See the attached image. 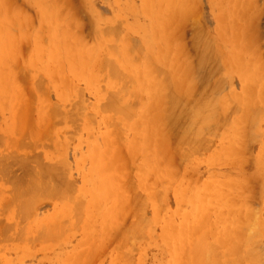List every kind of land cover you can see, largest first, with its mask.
<instances>
[{
	"label": "rangeland",
	"instance_id": "obj_1",
	"mask_svg": "<svg viewBox=\"0 0 264 264\" xmlns=\"http://www.w3.org/2000/svg\"><path fill=\"white\" fill-rule=\"evenodd\" d=\"M0 1H1L0 2V9H1L0 10V12H1V14H0V19H1V21H0V23H1L0 24L1 25L0 26L1 27L0 28V36H2V34L4 32L6 33V34L4 33L5 35L3 34L4 35L3 37H0L2 39L4 38L3 40H0V42H1V44H0L1 45V47H0L1 48V50H0V53H1L0 54V69H1L0 70V74H1L0 79L2 80V81L0 80V83H1L0 84V88H1L0 94L2 93L0 95V101H1V104H0V132H1V130H3L2 132L5 135L7 133H9L6 135V137H9V139L8 138L6 139L5 135H3V134L1 135L0 148H2L3 151H5L6 148H8V147H6L7 144H5V146L3 145V142H2L3 140L6 139L7 142L10 144L8 146H11L12 143H10V142L14 141L16 139V134H18L17 137L19 135H22V138H23L22 140L25 139L27 141V143H26V146L24 143V144H22L21 147L25 146L26 148L24 147L23 150L28 149L27 152H29V153L32 152L31 153L32 155L25 153V154L29 155V156L25 155V156H27L26 158L29 159L28 157H30L29 160H32L31 163H30V161H28L27 163L32 165L33 164L32 162H34L36 160V161H39V162H36L37 164L39 163L42 165H50V166L55 167L58 171L57 178H55V184H54L55 188L51 185H47V186H45L46 187L45 189H42V187H41V189L38 188V190H41L40 192L37 189H35V190L32 189L28 193H25V194L22 193L23 196L22 197L20 196V197L22 198L23 201H20L21 199L18 198L19 201L17 203V201H15L16 199L14 198V200L11 202L10 200H12L11 198L14 196L13 195L14 190H16L15 189L16 185L14 184L15 186H13L12 178H18V177L23 176L24 172H23V168L21 166V164H23V163L20 162L21 164H18L19 161H17V160H19L18 157H22V155H24V154L20 153L21 155H19V152L22 151L21 147H20V149L15 148L14 145H13V147L12 146L10 147L9 150L13 151V148H14L16 153H17L18 149L20 151H18V154H16L15 151L12 152V153H15L12 155H13V158L16 159V161H14L13 159H12L13 161H10V171L7 174L0 172V264H190L191 262H194V260L196 259L195 257H197V259L199 257V259H198L199 263L202 261V262H205L207 264L208 263L209 264H224V263L225 264H231V263L232 264L233 263L239 264V258L241 257L240 255H242V254H243L242 258H243V256H245V260L243 258V261L244 262L246 261V263H247L248 259L249 260L251 259V261H249L250 262L249 264H257V262H259V261L261 264H264V111H263L264 110V99H263V97H264V91H263L264 90V88H263L264 87V79L262 77L260 78L258 76V75L264 76V67H260L261 65L264 66V51H263L264 50V41H263L264 40V0H255V1L243 0V2L241 4L239 3V5H241V6H239L238 3H236L237 5H235V3L232 4V5H234L233 7L235 8L234 12L239 13L236 15H238V16L240 15V17L243 18L242 20L239 19L242 22L241 24L238 23L240 26L238 25V27H235V25H233V24H232V26H233V30H236V28L238 29L237 31H239V32H237V33H239V34H240V32H241V34L244 33V34H242L243 38H244L243 42L246 40L244 42L245 44L242 43L244 45V47H239V46H237L238 44H235L233 42L232 43H228V42L224 43L222 41V39L220 40L219 29H222V27L218 28V30H217L216 24L221 23V25L223 26V24L228 23L227 20H226V22L225 21L223 22V19H225L224 14L227 12L226 8L229 4L225 5L226 8L222 9V8H220L221 4L218 5V0H189V1L188 0H181V1L180 0H174L175 2L177 1L176 6L174 4L175 2L173 3V1H171V0H168V1L167 0H157V2L160 1V3H155L156 0H154V3H152V6H155L156 9H154L155 7L151 8V5H149V8H148V4H150L151 1L153 2V0H151V1L148 0L147 3H146V0H144V1L143 0H66V1L65 0H53V1H51V0H47V1L46 0H43V1L36 0L38 2V4L35 0H7V1L6 0H0ZM49 1H51V2L49 3ZM2 2H4V4ZM41 2L42 3L44 2L43 3L44 8L46 7V9H48L50 7L48 9L49 12H51V10H53L52 12H54V13L51 12V15L48 14L49 12H46L47 11L46 9L44 10L43 6L41 5L42 4ZM170 2H171V4H170ZM184 2L188 5L182 6L185 4ZM246 2L248 4V6L246 5ZM5 3H8L9 5L5 4ZM39 3H40V5H39ZM36 4H37V6L40 7V9L36 6ZM158 4L159 5L161 4L162 8L164 7V9H165V10H162L161 13L158 12V10H159V9H157ZM6 5H7V8H5ZM67 5H69V6H67ZM145 5H147V6L144 7ZM242 5L244 7H242ZM9 6H11V7H9ZM58 6H60V7H58ZM161 6L159 8H161ZM187 6H188V8H186ZM238 6L240 7V9L238 8ZM255 6H257V8ZM51 7H53V8L55 7V8L52 9ZM126 7H129L130 9H128ZM168 7L171 10V13H173V14H171L169 12L170 10L168 9ZM10 8H12L13 11ZM144 8H145V11H144ZM177 8H178V10H177ZM181 8H183V9H181ZM237 8L239 10H237ZM19 9H20V11H19ZM147 9L151 11V12L148 11L151 13V15L149 13L150 18L151 17L154 18V16L157 15V13H159L160 15L159 14H158L159 16L157 15L159 20L157 19V16H155V19H157V21L153 18H151L152 20H149ZM151 9H154L155 13H156V11H157V13L156 14L153 13L152 11H154V10H151ZM174 9H176V10L172 11ZM185 9H187L186 12L184 11ZM188 9H189V11H188ZM40 10H42V11H40ZM65 10H67L66 13H65ZM180 10H182V11H180ZM224 10L226 12L222 13V12H224ZM142 11L144 12V15H143ZM220 11H222V12H220ZM6 12L8 14H6ZM37 12H40L42 15L40 13L38 14ZM63 12H64V14H63ZM174 12H175V14H174ZM11 13L13 14V16ZM69 13H70V15H69ZM145 13L147 16L145 15ZM220 13H222L223 16ZM10 14H11L12 18L10 16ZM19 14H22V15H19ZM44 14L46 15L47 19H48L49 15L51 16V18L48 19L50 21H44L46 19V18H44L45 17ZM53 14L56 15L55 18L53 16ZM255 14H256V16H255ZM241 15H243V17ZM3 16L4 17L7 16L6 19H8V20H6ZM221 16L223 18H221ZM41 17H43V18H41ZM57 17L59 18V20L57 19ZM18 18H19V20H18ZM35 18H36L37 22H39V21L41 22V23L39 22L41 26L37 25L38 23L36 22ZM220 18H221V20H220ZM228 19H229V21L232 20L231 18H228ZM82 20L84 21V23ZM24 21L26 22V24ZM65 21H67V22H65ZM111 21L113 23L109 24V23H111ZM42 22H43V24H42ZM46 22H52L51 23V29L52 30L48 31V29H46V26L45 27L42 26V25H45ZM77 22H78V24H77ZM142 22H144L143 24L145 25V29H141V26L144 28V25H142ZM155 22H156V24H155ZM172 22H175V23H172ZM181 22L183 23L182 26H180ZM4 23H5V25H7L6 27L9 30L7 28H5ZM67 23H68V25H67ZM114 23H115V25H114ZM148 23H150V24H148ZM169 23H171V24L169 25ZM2 24H3V26H2ZM129 24L131 25V27ZM132 24H133V26H132ZM158 24L160 26L161 25H163V26L160 27V26H158ZM17 25H19V26H17ZM69 25H70V27H69ZM148 25H150V26H148ZM152 25L154 28H152ZM155 25H157V26L155 27ZM27 26H29V27H27ZM39 26L42 28H39ZM79 26H81L83 29L81 27L79 28ZM105 26H106V28H105ZM146 26H148V28L151 27L150 30H154L153 32H155V33L158 30L157 33L159 34V36H160V34H162L164 32L163 33L164 37L161 36V38H160L158 35H155V33L151 34V36L150 35L147 36L151 32L149 33V31H148L149 29H146L147 28ZM167 26H169V27H167ZM227 26H228V24H227ZM43 27L45 29H43ZM55 27H57V28H55ZM74 27H76L75 28L76 30L78 29L77 30L78 32L76 31L77 35L74 34V32H75V30H73ZM94 27L95 28L97 27L98 29L103 28L104 32H105V29L108 32H110L111 30L114 31V28L116 27V29L118 30V31L117 30L116 31L119 34V35L117 34L118 35L117 37L121 36L120 33L121 34L123 33L124 35H126V37L124 36L126 39L128 37H131L128 39L132 40V41L134 40L135 42L137 41L142 45L145 42H147V41L143 42L142 41L143 37L140 36L142 34L141 31H143V30H145L143 32V34L147 37H150V38H147L146 40L158 39L157 40L158 44H159L158 46L160 47L161 51L165 50L162 46H166L165 48L167 50H166V52H164L165 55L163 52L158 50L159 47L158 46H157L158 48L156 47L157 42L155 43V40L150 41V42L151 43L153 42L152 47L154 49L156 48L157 49L156 51L158 53L156 51H152L153 53H156V54H153L151 52V50H150L151 49L150 48L151 43L150 42H149L150 44H147V45H149V47L147 46L148 50H150L148 53H151V55L154 56L156 61H155V59L154 60L152 59L153 58L152 56H150V57H152L151 59L156 62V65L157 64L160 65L161 63H159V62L163 61L162 64H164L163 65L164 67H162V64H161L160 66L162 68L160 66H157L158 69H164L165 66L167 65V63L172 62L170 57L173 56V54H175L177 56V59L174 58V61H176V62L180 61V68L178 66L179 71L178 70L176 71V73H177L176 75L178 77L174 76L175 78L173 77L171 79V76H170V80H172V81L175 80V83L173 82L174 85L173 84L172 85L174 86V89L176 88L175 91H179V90L181 91L182 90L183 92H181V93H184V91L187 92L189 90V87H191V88L193 87L192 88L193 90H191V91H193V93H194L198 90V87H200V83L197 84V82H196V79H197V78H195V76H197L196 74L192 75V76L187 75L185 78L186 79L188 78V80L182 81L181 79H184L182 76L186 75V74H184L183 70H181V69H183L185 67L184 71L186 73V70H188V68H189V67L186 68V66H189V64L191 66L192 65L196 66V64H195L196 54H195V43H194L195 35L194 34H196L195 30L197 31L198 28H202V29L205 28L204 32H207L205 34L206 35L208 34L210 39H212L214 41H216V40L220 41L221 45H222V42L224 43V46L222 45L223 48H221V50H220V46H219L220 44L218 45L219 47L217 48V51L219 50V52H220L223 50L222 51L223 54H225V53L231 54L232 57L234 56V54L235 55L238 54L236 52H239V56L237 55L235 57H239L240 59L235 58V60H238V61H237V63H235V60H234V63L232 62L233 65L230 64L231 61H229V64L227 67H224L226 65H223L222 68L219 67V69H218L219 72L217 73L218 75L215 76L213 73V75L216 77V79L213 78L214 76L211 74L213 77H210L211 79L209 78L210 80L208 82H206L207 80L203 81L204 84L207 85V87H208L207 91L208 90L210 91L212 89V92L207 93V91H205V93H204L203 90L205 89L206 86L204 87V85L202 84V87H200V88L201 89L204 88L202 90L203 92L201 91L200 93H197L198 92L197 91L196 92L197 94L196 93H194V94L197 95L198 97L201 94V97H199V98L203 102L204 101L206 102L207 100L208 101L214 100V102L213 101L207 102L206 104L212 105L213 107L215 106V108L217 110H219L217 106L224 105L225 107L223 108V111H224V109L225 110L229 109V107L231 106V107L235 108V110L237 112L235 111V112L231 113V111H227V112H225L226 114L223 113L224 116H227V114H228V116L225 118L226 123L224 124L223 123L224 121H222L219 123V125H213L214 128H212V127L211 128H212V130L216 128L215 131L214 130L212 131L211 128L210 129L204 128L203 129L204 132L202 133L203 139L200 142V143H202L203 146H200L201 144H199V146H197V148L195 146H189L190 148L195 147L196 149L193 148L194 150H191V149L188 150L189 149V148H187L188 145L186 147L187 149H185L183 147L177 148L176 145H175V147H174V145H173V147H171L172 145L171 146L169 145L170 144V143H168L169 141L166 139H162V138L161 139L163 141L161 139H159V141H158L160 143V140H161L163 142V143H161L162 145H160L159 143H158V146H156L155 143L152 144V142L157 140L155 138H159V137H154L155 136L154 128L156 126H155L154 122L151 123L152 121H150V120H149L150 124H154V128H152L153 125H146L145 123H147L148 120L146 119L147 121H145V120H143V118H141V122L143 124H145V126H149V127L151 126V128L148 129V127H146V129L148 130V133L146 132L147 130L145 131L146 134H148L147 138L146 137L142 138L138 135L140 137L139 139H143V141H146V142H149V140H150L151 144L150 143L143 144L142 142H140L141 140H139L138 142L142 143V146L147 144L145 146L146 147L145 150H147L148 145L150 147V150L152 148L151 146L155 145L156 147H158L160 149V151H162L161 149H163V148H160V147H164V145L168 141L166 144L167 147L164 148V151H162V153L166 154V155L170 154V155H168V159H165L167 156H165L163 154H161L163 156L160 157L161 152L159 151L158 148L155 147L156 149H158V151L160 153L158 151H155V152L150 151V154L148 153L147 156L144 157L147 152L145 153L144 150L142 151L141 149H139V147H142V146H141V144L137 145L138 138L136 140V137H137L136 135H137V133L139 134V131L138 130L136 131V129L135 130L131 129L130 127L132 126V124L134 125V123L136 125L140 124V122L138 120L141 117L142 110H144L146 107H148L146 104L150 103L149 101H151V103H153L155 101L154 99H153L154 101L152 100V98H154V97H150L151 100L149 99V101L147 103L148 99L146 97L148 94L147 95L144 94V92L146 91L145 90L144 92L141 93V94L145 95V96L142 95L143 99L141 97V94L138 97L139 100H138L137 96H135V99H134V96L130 97V94L132 91L131 89L133 87L131 88L128 86L130 88V89H128V93L130 92V94L128 96L129 100H130V98H133V101H135V103L133 102V104H131V101L127 100V102H129L128 106L131 107V105H132L133 111L130 108V112L132 111V113H135V115L132 114V116L133 115H134V117L136 116V118H138V120L135 119L134 117L131 118L132 116L130 118H125V116L123 115L122 121L120 120L121 125L117 124L118 121L117 122L115 121V123L118 126L119 125L122 126L123 125L122 122H124V124H125V122H127L128 126L126 123V125H124L125 126V130H124L122 128L123 126L121 127L122 128L121 129L120 126L118 127L116 124H114V125H116V128H117V129H115L114 125L113 126L111 125L108 116H106V113L108 112V110L106 111L105 107H103L105 105L106 101H107L106 107L108 105L107 99H109V97H106L107 96L106 94H108L107 92L109 91L112 93V91H114L113 89L110 90L111 87L114 88V85H113L114 82H112V83L108 82V80L110 79L109 78L110 75L108 74L107 75L108 77L106 76V78H109V79H106L101 74H100V76H102L103 78L102 77L100 78L99 74H96L97 75L96 77L98 78V82L97 81L94 82V78H92L93 81L91 80L92 81L91 82L92 84H91V83H89V81L86 78H88L89 80L91 79L89 76H87V73H88V71L92 70L94 62H91L90 64H86L87 67L91 69V70L90 69L88 70V68L85 66V68H87V69L85 70L86 72L84 71L83 73H86V77H83L81 75V72L84 70L83 66L78 65V67H77V65H76V67H75V66H72L73 64L70 65L69 61L66 62L68 60L67 57H69V56L74 57L76 55L75 59L80 57L78 55L79 50H77L78 54H76L77 51L75 52V55H71L74 52H72L73 50L72 51L70 50L71 54L69 55V54L65 53L66 52V50H64L65 48L64 49L62 48L63 47V43H62L63 41L62 42H60V41L64 39V42H65L67 40H65L64 37L61 39L59 36H61V35L65 36V37L67 36V37H69L68 40H70V37H72V34H74L73 35L74 38L82 35L79 38H75V39L81 38V40H80L81 42H83L82 40H86V39H87L86 40L87 42L89 40H92L89 42H91V43L94 42L95 48H101L100 51L103 54V58L114 57L117 60L119 59L118 61H120L122 59L121 63H123V64H120V65H122V68L126 67V69L128 70V66H130L133 63L135 64L136 62H138V61L133 62L134 60L132 61L131 60L132 57H131L128 59L127 63L129 64V60H131L133 63H131V61H130V64L128 66L124 65L126 63V62H124L127 59L126 57H129V55H126V54L124 55V52L125 53L127 52V50L124 51L125 47L123 46V51H122L123 54L119 51V49L122 48L121 47L122 45H120V48L116 49V51H115L116 54H114V53H111L112 50H109V47L106 46V43L104 45V42H106L105 38L110 39L111 35H112L111 38L113 40H115V38H116V37L114 38V36L116 35L115 31H114V34H115L114 36L110 32V34H111V35L109 34L110 37H107V35H105L104 40H101L100 38H98L100 40L97 41L95 38L93 39V36H94L93 33L94 32H92V29ZM158 27H160L161 29ZM164 27H167V28H164ZM18 28H20V30H22V29L23 30L20 32V30ZM53 28H55V29H53ZM60 28H61V30H60ZM69 28H70V31H66L67 29L69 30ZM2 29H4V30H2ZM41 29H43V30H41ZM80 29L82 31H80ZM166 29H169V30L166 31ZM1 30L3 32H1ZM28 30H30V31L28 32ZM34 30H36L37 32ZM53 30L55 31L54 33H53ZM160 30H162V33H159ZM173 30H175V31H173ZM181 30H183V31H181ZM8 31H10V32H8ZM11 31L14 33V35L12 34ZM17 31L20 32V35H26V33L28 32L27 33L28 36L26 35L24 37L23 36L20 37V35L18 34ZM41 31H43V33ZM45 31H46V33H45ZM107 31H106V34L108 33ZM31 32H32V34H31ZM38 32H40L41 34L40 33L38 34ZM50 32H52L51 36H53L52 34H55L54 35L55 38L51 39L52 37L49 34ZM98 32H96L97 35H98ZM204 32H202L203 35H204ZM56 33H59V34H56ZM65 33L69 34V35H63ZM170 33L172 36L170 35ZM176 33H177V36H176ZM10 34H12L13 37L15 36L14 40L12 39L13 41L10 40L11 38H13L12 36H10ZM42 34H44V35H42ZM241 34H240V36H241ZM29 35H30V37H29ZM45 35H46V37H45ZM57 35H59V36L57 37ZM152 35H153V37L154 36L155 37L153 38ZM6 36H8V37H6ZM40 36H42V37H40ZM145 36H144V39L146 38ZM165 36H166V38H165ZM18 37H19V39H18ZM99 37H104V35L99 36ZM253 37L255 38V40H253L254 39ZM58 38H59V40H56ZM139 38L141 39V41L143 43H141L139 41L140 40ZM7 39H9L10 41ZM46 39L50 40L51 42H53V40H54L55 43L54 42L53 43L55 45L52 44L51 42L47 41ZM116 39L118 40L119 38H116ZM120 39H121V41L125 40V39H123V37H120ZM161 39H162L164 45H163V43H161V41H160ZM168 39L171 41H169ZM177 39H178V41H177ZM41 40L44 41L43 44L40 43ZM95 40L98 42L97 44H96ZM164 40H166L167 42ZM2 41L4 42V44L2 43ZM7 41H9V42H7ZM11 41L13 42V44H11L12 43ZM46 41L48 42V44H47L48 46L46 45V43H47ZM86 41H85V43H86ZM100 41H104L103 45L105 47H103L102 43L99 45ZM121 41H120V43H119V41H117L115 43L121 44ZM225 41H227V40H225ZM59 42L62 43L61 47L59 45L60 44ZM108 42H110V40H108ZM108 42H107V45H109ZM253 42H255V43H253ZM39 43L41 46L39 45ZM85 43L83 42V44H85ZM174 43H177V44L179 43L178 45L181 44L182 48H179L181 46L178 47V45L174 44ZM248 43H249V45H248ZM256 43H258V44H256ZM119 44H118V46H119ZM145 44H144V46H146ZM161 44H162V46H161ZM242 44H240V45H242ZM11 45H13V46H11ZM247 45L249 47H252V48H248V50H246L248 54L246 52H244L245 48L247 49V47H248ZM39 46L41 48H39ZM56 46H59V47L56 48ZM92 46H94V45L91 44V47ZM110 46H112V45H110ZM174 46H176V49ZM227 46H229V47L231 46L230 47L231 49L234 48V50H232L233 52L236 50H238V51H236L235 53L232 54L229 52V50H228L229 47H227ZM6 47H7V50H3L4 48L6 49ZM13 47H15V48H13ZM47 47H50V49ZM85 47L83 46L82 49H80V51L81 52L84 51ZM238 47H239V49L240 48H243V49L239 50ZM11 48H12V50H11ZM45 48L49 50L50 54L48 53V50L46 51ZM55 48L57 49V50H55L56 52L54 51ZM168 48L170 49V51ZM253 48H254V50H253ZM15 49H16V51H15ZM33 49H35V50H33ZM173 49H175L174 50L175 53H172ZM231 49H230V51H231ZM261 49H263V50L261 51ZM8 50H10V51H8ZM31 50L34 51L35 53L32 52ZM58 50L61 51L60 54L62 55L61 56L62 59H60L61 57H59V55H58L59 54ZM102 50H104L105 52L103 53ZM117 50L120 52V54ZM120 50H122V49H120ZM144 50H146V49H144ZM179 50H181V51H179ZM249 50H251V51H249ZM43 51H44V53L46 52L45 55H42V54H44V53H42ZM100 51H98V52L100 53ZM107 51H108V53H106ZM159 51L161 53H163V58H161L162 55H159ZM177 51H179V52H177ZM224 51H226V52H224ZM259 51H261V52H259ZM3 52H4V54H3ZM8 52H10V53H8ZM36 52H37V54H36ZM81 52H80V54H81ZM95 52H96V50H95ZM112 52H114V51H112ZM144 52L147 53V50ZM167 52L171 56L166 55ZM169 52H171V53H169ZM187 52H189V53H187ZM241 52H242V54L245 53V54H243L244 58L241 56L242 55ZM16 53H17V55L15 56ZM63 53L65 55L64 60H63ZM99 53H96V54L99 56V58H101L102 56H100V55H102V54H99ZM251 53H252V57L250 56ZM257 53L260 54V56ZM34 54L36 56H34ZM52 54H54L55 56ZM121 54L124 55V58L122 57ZM7 55H9V56L7 57ZM22 55L24 56V58ZM28 55H29V57H28ZM30 55H32V56H30ZM149 55L150 54H148L146 57H147V60H149L151 62L150 57H148ZM3 56L5 58H3ZM21 56H22V59H21ZM37 56H39V57L42 56V57H41V59L38 57V60H37V58H36ZM166 56L169 57L170 60L167 59L165 61L169 60V62L164 63L165 62L164 57H166ZM247 56H249V57H247ZM26 57H28L29 61L27 60ZM43 57H45V60ZM255 57H256V60H255ZM32 58H33V60L34 59L35 60L33 61ZM49 58H51V60H49ZM56 58H58V59H56ZM143 58H144V56L142 57V59L140 58V62H139L140 64H142L141 61L143 60ZM171 58H173V57H171ZM257 58L258 59L261 58L262 60L261 59L258 60ZM55 59L58 60V62L63 60V62H59V63L57 62L54 64L53 62H56ZM132 59H134V58H132ZM246 59H247V62H246ZM251 59H253V60H251ZM24 60L25 61L27 60V62H29V63H27V64H29L27 67H26V64H24V63H26V62H24ZM41 60H44V61L41 62ZM136 60H139L138 57ZM144 60H145V58H144ZM254 60L257 62H255ZM1 61L3 63H1ZM6 61H8V62L6 63ZM30 61H31V63H30ZM38 61H40L42 64L43 69H41V70L43 72L40 71L41 65ZM64 61L66 63H64ZM153 61H152V63H153ZM244 61L246 64L244 63ZM261 61H262V63H261ZM22 62H24V63L22 64ZM148 62L146 61L147 65H149ZM188 62H189V64H188ZM251 62L254 63V65H256V63H259V64H257V66L254 67V65L251 64ZM33 63H36L37 65H34ZM139 63H137V64L139 66H141ZM146 63L144 62L143 65L145 66ZM175 63H171V65H172L171 67L168 64V67H170L171 69L174 70L173 64H175ZM182 63H184V65H182ZM186 63L188 65L185 66ZM9 64H11V66ZM76 64H78V63H76ZM154 64L155 63H153V65ZM176 64H178V63H176ZM6 65L10 66V67H7ZM23 65H25V66L23 67ZM31 65H32V67H31ZM33 65L35 66V68ZM89 65L90 66L92 65V68ZM97 65H98V63H97ZM97 65L95 64L94 67L96 66L95 69L98 70V72L101 71L100 70L101 68H102V71L104 70L103 73L107 72L105 67L101 66V68H99L100 65H98L99 67ZM123 65H124V67H123ZM238 65H240V66H238ZM251 65L253 68L251 67ZM36 66L37 67L39 66V68H36ZM43 66H45L46 68ZM66 66H67V69H66ZM149 66L152 67V65H149ZM182 66H183V68H181ZM195 66L192 69L190 68L188 70L187 74L190 75V74H193L194 72L199 73V71H195L197 69ZM29 67H31V68H29ZM132 67L133 66L131 65V67H129V70ZM168 67H166V68L170 69ZM18 68H20V69H18ZM32 68L35 69L34 73H33ZM52 68L54 70H52ZM77 68H78L79 72L77 71ZM138 68L140 70H144L146 67H144V69H141L142 67L141 68L138 67ZM153 68H154V66H153ZM176 68H177V66H176ZM257 68H259V69H257ZM45 69H46V71H45ZM48 69H49V71H48ZM124 69H123V71L125 74ZM245 69H247L248 72ZM250 69H253V70H250ZM19 70L23 71V73ZM132 70H135V69L132 68L130 70V72L129 71L128 72L131 73ZM147 70H148V67H147ZM173 70H172V73H173ZM242 70L243 71L245 70L246 74L249 73L248 74L249 76L246 75L245 73H243ZM55 71H57V72H55ZM60 71H61L62 76H60V73H59ZM139 71L135 70L134 71V73L136 72L135 74H133V73H131V75L129 73L128 74H129V76H132V74H133V77H132V79H133L135 77V75L137 76ZM189 71H190V73H189ZM251 71H252V73H254L253 75H252ZM258 71H259V73H258ZM44 72L47 75H44L45 74ZM50 72H52V73H50ZM70 72L72 75H70ZM211 72H213V71H211ZM221 72H222V74H221ZM241 72L243 75H245V77L248 76L247 77L248 80L244 79V76H242V80H241V76H240V80H241V82H240L239 75L241 74ZM256 72H257V75L255 74ZM62 73H65V74H62ZM66 73H67V75H66ZM73 73H74V75H73ZM76 73H77V75H76ZM94 73H96V72L94 71ZM94 73L92 70L91 73L90 72L88 73V75L92 74V77H93ZM165 73L163 75L161 74L160 76L161 77L163 76L162 78L165 79V81H167L168 83H170V81L167 79V77L169 78V76H167L169 74L167 72H165ZM6 74H8V75H6ZM32 74H34V75H32ZM128 74H126V75H128ZM56 75H57V77H56ZM103 75H105V74H103ZM164 75L166 78H164ZM63 76H65V77L63 78ZM84 76H85V74H84ZM160 76H157V78H155V79H157L156 82L154 81L155 79H152V80L146 79L148 81V84H150V86H148L147 83H145V85L143 84L144 85L143 86V85H141L140 82H138V81L137 82L140 83L139 84V85H141L140 88L142 87L143 90L147 89V91H148V88L150 89V87H151V89H152L154 82H155V86L159 82H160L159 85L161 84V86H162V83L165 81L164 80L162 81L161 80L162 78H160V81H158ZM251 76H253L252 79H251ZM9 77H10V80H9ZM48 77L50 78V81H49ZM70 77H72V78H70ZM81 77H82V80H81ZM189 77H190V79H189ZM192 77L195 79V81L193 80ZM253 78H255V79H253ZM6 79H7V81H6ZM62 79H63V81H62ZM136 79H137V77H136ZM140 79L141 78H139V81H140ZM178 79H180V80H178ZM191 79L194 82L191 81ZM213 79H215V80H213ZM38 80L40 82H38ZM95 80H97V79H95ZM104 80H105V82H104ZM143 80L144 79L141 80L142 83L144 81H146V80H144V81ZM249 80L250 81L252 80L251 81L252 83H249L250 82ZM257 80H258V82H257ZM8 81L10 82L9 85L7 83ZM109 81H111V80H109ZM48 82H49V84H48ZM198 82L202 83V81H198ZM231 82L234 85L231 84ZM247 82H248V85H247ZM16 83H18L19 86H17L18 84H16ZM42 83L45 84L44 85L45 88H43L44 86L42 85ZM102 83L103 84L105 83L106 85L105 84L103 85ZM138 83L135 82L134 87H136V86L138 87ZM13 84H16V87H14L15 85H13ZM53 84H55V85H53ZM66 84H69V85H66ZM109 84L110 85L112 84L113 86L112 85L110 86ZM114 84H116L115 85V88H116L117 83L115 82ZM249 84L251 85V87ZM1 85L2 86L5 85L8 89L10 88V86H12L14 88L12 89V91H11V89L5 91L6 87H4V89L2 90L3 87ZM208 85H210V89H209ZM46 86H49V87H47L48 90H47ZM69 86H70V88H69ZM78 86L80 87L79 89H78ZM147 86H148V88H147ZM173 86H170L168 88H172ZM212 86H213V88H212ZM19 87L21 90L18 89ZM31 87L32 88L34 87V88L32 89ZM93 87H94V89H92ZM106 87L108 89L103 90V88H106ZM164 87L167 88V86H164ZM227 87H228V89H227ZM49 88H51V89H49ZM66 88L68 89V91ZM72 88H74V89H72ZM76 88L78 89V91ZM98 88H102V89H99L97 91ZM159 88L160 87H158V89L157 88L154 89V87H153L154 91L152 89V91H153L152 93H154L155 96L161 92V89H159ZM184 88H186V89H184ZM231 88H232V90H231ZM240 88H242V89L240 90ZM245 88L248 89L249 91H247ZM261 88H263V89H261ZM55 89H57L56 93L54 91ZM63 89H64V92L66 91L65 94L63 92ZM234 89H235V91H234ZM19 90H20V92H18ZM69 90H71L72 92L71 91L69 92ZM10 91L14 93V94L12 93L13 99H11V97H10V94H11ZM75 91H77V92H75ZM81 91H82V93H81ZM199 91H200V89H199ZM17 92H18V94H17ZM61 92L64 94V98H66V100L69 101L71 106H72V103H73V105H75L76 101H78V98L80 100V104H83L84 106H80V105L78 106L79 101L76 104L77 108H76V105H75V107L74 106L73 107L67 106L66 104H68V103H67V101L64 102L65 100H64V98H62L63 94ZM105 92H106V94H105ZM179 92H178V94H179ZM235 92H236V94H235ZM240 92H242V93H240ZM57 93H58V95H57ZM71 93H73L75 96L71 95ZM146 93H148V92H146ZM189 93H191L190 90H189ZM20 94H22V95H20ZM35 94H37L38 96H35ZM80 94H81V97L83 98V100H81L82 98L79 96ZM229 94L232 97H230ZM16 95L17 96L19 95V96L16 97ZM99 95L102 96L103 98L100 97ZM103 95H105V96H103ZM150 95H152V94H150ZM216 95L219 99L217 97H215ZM247 95H249V96H247ZM1 96H4V97L1 98ZM6 96H8V100H10L11 102L13 101V102L9 103V101L6 100L7 99ZM20 96H22V97H20ZM58 96H59V98H58ZM72 96H74V99H71V98H73ZM95 96H97V97H95ZM144 97H145V99H144ZM225 97L226 98L228 97L227 99L230 100L231 102H228V100ZM254 97H255V99H254ZM256 97L258 99H256ZM3 98L7 101V104L5 103V100H3ZM36 98H37V100H35ZM45 98L47 101H45L46 104L44 103V106L42 108L49 107L50 110L48 108H47L48 111L45 109L44 110L48 114L50 112V114L48 115V116H50V118H47L46 120L43 119V120H41L42 122L41 121L39 122L40 118L38 120V117H36V116H38L36 114H40V110L42 109V108H40L41 103L39 101L42 99L43 101L41 100V102L43 105ZM49 98L51 101L50 100L48 101ZM100 98H101V100H103V99H105V100L100 101L99 100ZM223 98H224L225 102H224ZM237 98H238V101H237ZM27 99H29L30 103L26 104L27 109L25 108L26 111H24L23 108L25 106V103L28 101ZM61 99L63 102L61 101ZM140 99H142L143 101ZM216 99H217V102H216ZM163 100H165V99H163ZM252 100H254V104H253ZM60 101L62 102V104H59ZM81 101L82 102L85 101V102L81 103ZM95 101H97V102L95 103ZM141 101L145 105L144 104L142 105ZM156 101L154 103H156ZM255 101H257L258 103ZM35 102H36V104H35ZM52 102L55 104H58V105L55 106ZM226 102H228V103H226ZM259 102L262 103L263 105L260 104ZM63 103H65L64 104L65 106H63L64 108H62ZM151 103L149 105L152 108L155 105L151 104ZM158 103H159V101H158ZM22 104H23V106H22L23 108L21 107ZM34 104H35V106H33ZM102 104H103V106H102ZM137 104H138V106H136ZM162 104H164V103L163 102L160 103L159 106H161ZM227 104H228V107H227ZM230 104H232V105H230ZM46 105H47V107H45ZM53 105L55 107H57L58 109L60 108V111H62V112L59 111L60 114L55 112L56 114H59V116H57L59 119L56 118V115H55V117H53L54 115L51 113L52 109L55 108ZM96 105H101L102 107L98 106L99 107V109H98V107ZM52 106L54 108H52ZM144 106H145V108H144ZM245 106H246V108H245ZM247 106H248V108H247ZM67 107H69L71 109L73 108L72 109L73 111L71 110L73 112L72 114H70L71 113L70 109L64 110ZM78 107H79V109H78ZM82 107H83V109H82ZM221 107L222 106H220L219 108H221ZM37 108H39V111L37 110ZM74 108L78 109L82 113L81 116L76 115L79 113V111L78 110L74 111ZM80 108L82 110H80ZM93 108H95V110ZM146 109H148V108H146ZM216 109H215V111H217ZM21 110H22V112H21ZM152 110H153V108H152ZM248 110H249V112H248ZM13 111L14 112L17 111V113L18 112H20V113L16 114ZM23 111L25 114L27 112H29L28 113L29 117L26 115L29 118V120H27L28 121L27 123L23 122V121H26L25 116H24V120H22V115H24ZM102 111H105V112H103L104 114L102 113ZM66 112H67V114H66ZM155 112H156V110H155ZM229 112H230V114H229ZM240 112H241V114H239ZM46 113H45V115H46ZM149 113H150V111H149ZM152 113H154V112H152ZM14 114H15L16 118H15ZM68 114L70 115V117L72 119H70V117H69L70 120L67 118V116H69ZM84 114H86V115H84ZM107 114H109V113H107ZM11 115H13V116H11ZM61 115H66V116H61ZM79 115H80V113H79ZM146 115H148V114H146ZM77 116H78V118H77ZM252 116H253V118H252ZM11 117H12V119L14 118L13 119L14 121L15 120L16 121L14 122L11 119ZM42 117H44V116H42ZM63 117H65L66 120H65V118L62 119ZM106 117L108 118V120ZM78 119H80V120H78ZM229 119H230V121H231V119H233L234 122L231 121L232 124L228 123V122H230ZM47 120H49V121H47ZM67 120H69V121L74 120V121H72L71 124H69L70 122H68ZM142 120L145 121V123ZM19 121L21 122L20 124H19ZM44 121H47L48 123H46ZM54 121H55V123H54ZM251 121H252V123H251ZM12 122H14V126L16 125L18 127V125H19V129L22 128L21 132H19L20 130H18V128L16 126H15L16 131H15L14 126H13L14 131L11 130L12 129ZM17 122H18V124H16ZM253 123H255V124H253ZM38 124L41 125V129H40V126ZM141 124L139 126L134 125L133 128L137 127V129H141L144 126L143 124H142L143 126ZM220 124H221V126H220ZM109 125H111L112 128ZM126 126L127 127L130 126L129 127L130 130L128 129L129 131L127 130ZM218 126H219V128H218ZM243 126H244V128H243ZM113 127H114V129H113ZM32 129H34L35 130L34 132H36L38 134L33 133L30 138H29L28 134H27V136L23 137L24 133L25 134L28 132L32 133L31 132ZM38 129H39V131H36ZM151 129H153V130L151 131ZM132 130L135 132L133 133ZM209 130H211L212 132ZM221 130H222V133H221ZM237 130L239 133L237 132ZM207 131H209V132H207ZM127 132H128V134H127ZM152 132H153L154 136L151 138H154V139H150V137H149L152 134ZM183 132H185V131H183ZM149 133H150V135H149ZM132 134H134L135 136ZM43 135H45V136H43ZM131 135L134 136L135 139H134V137H131ZM156 135L159 136L158 131H156ZM35 137L37 138L36 141H35ZM39 138H41L42 141H39V140H41ZM32 139H34V140H32ZM145 139H149V140L147 141ZM204 139H205V141H203ZM131 140H133L132 143H131ZM134 141H136V143ZM4 143H5V141H4ZM29 143H31V144H29ZM156 144H157V142H156ZM188 144H190V143H188ZM1 145H2V147H1ZM159 145H160V147H159ZM3 146H4V148H3ZM27 146H32L31 148H33V147L34 148L32 150L30 147H27ZM229 147H232V149L234 151L230 150ZM134 148H135V151H133ZM137 148H138V150H137ZM153 148H154V146H153ZM173 148H177V151H176V149L173 151ZM142 149H144V147ZM25 150L22 152L24 153ZM136 150L139 154L136 153ZM214 150L215 151L217 150V151L214 152ZM226 150H229V152H227ZM0 151H1V149H0ZM141 151H142L143 156L140 154ZM8 152L9 151L7 149L6 154ZM33 152H35V153H33ZM36 152L39 154L38 155L39 157L37 156ZM157 152L159 153L160 158L163 157V159L165 161L170 160L169 162H166L165 167H167V169H169L171 167L170 168L171 172H168V171L165 172L164 170H167L165 168L162 171V172H164L163 177H161V175L159 174V172L157 170L159 169L161 171V169H163L164 167L159 166V168H157V170H156V172H158V174L160 176V177L157 176L158 178L156 177V174H153V173H156L155 172L156 168H154L153 166L156 164L155 160L158 159L157 158ZM152 153L156 154L155 157H152V159L155 163L151 162L152 164L154 163L153 165L151 164V166L154 169L150 168L151 166L150 165L148 166V164L146 163L147 160L152 161V159H150L151 158L150 155H152ZM34 154H35V157H37V158H34ZM31 157H32V159H31ZM145 158H148V159L145 161L144 160ZM184 158H188V159L185 160ZM184 160H185V162H183ZM235 160H236V162H234ZM150 161H148V162H150ZM16 162H18V163H16ZM161 163H163L162 160H161V162H159V165ZM169 163L171 164L170 166L168 165ZM238 163H240V164H238ZM25 164H26V162L24 163L23 166H25ZM235 164H236V166H235ZM33 165L36 166L35 164H33ZM156 165L158 166V163ZM237 165H239V166H237ZM162 166H164V165H162ZM173 166H174V168H173ZM8 167H9V164H8ZM29 167H30V165H29ZM152 170H153V172H151ZM173 174H175L176 176H174ZM154 175H155V177H154ZM144 176H145V179H144ZM173 176L175 177V179L173 178ZM27 177L29 179L31 178L30 175L26 176V178ZM167 177L168 178L171 177V178H169L172 180L171 183H170V180H167L168 179ZM23 178H25V177H23ZM26 178L24 180H28ZM215 178L216 179L217 178L222 179V182H223V180H227V181H231L232 183L230 184V182L228 183L226 181L228 184L223 182V184H226V185H222L221 180H218V179L216 180ZM238 178L241 180H239ZM65 179L69 182V184L66 185L64 183ZM143 179L147 181V183L145 181V183L147 184V185L145 184L146 185L145 187H144V181H142ZM24 180H23V182H25ZM116 180H117V182H121V183H119V185H118ZM165 180L169 181V182L166 183ZM140 181L142 183H140ZM174 181H176V182H174ZM218 181L221 184H218L219 183ZM235 181H236V183H238V185L235 183ZM59 182H60V186H59ZM162 182H163V186H162ZM214 182H216V183H214ZM164 183L167 185L169 184L168 187H167V185L165 186ZM215 184H216V186H215ZM66 186H68V187H66ZM231 186H234V188ZM147 187H148V190H151L150 192L148 190H145V189H147ZM213 187L214 188L218 187V190L221 189V191H219L220 193L218 194L217 188L214 189ZM226 187H228L229 189ZM235 188H236V190H235ZM119 189H121L122 192H121V190L118 191ZM212 189H214L215 192H217V194ZM222 189L225 192H223ZM142 191H145V192L148 191V195H147V193L144 194L145 192H142ZM212 191L214 192L215 195H213ZM175 192H178V193H175ZM141 193H143V194H141ZM37 194H39V195H37ZM222 194H223V196H222ZM9 195L12 197H10ZM6 197H8L9 199ZM3 198L5 199V201H4L5 203L2 202V200H4ZM28 198L31 200H29ZM133 199L135 200V202H132ZM25 201L26 202L28 201L27 203H29V204L22 203ZM19 202H21L23 205L24 204H26V205L22 206V204L20 203V207H19V205H18ZM130 202L133 205L130 204ZM224 202H226V203H224ZM12 204L13 205L17 204V205L13 206ZM121 205H122V207H121ZM238 205H240L239 206L240 209H239ZM219 206H221V207H219ZM242 206H244V210H243ZM237 208L240 210V213H239V210ZM229 210L231 212H228ZM225 211L227 212L226 215H225ZM236 211H237V214H236ZM230 213H231V216L233 219L231 217H229ZM232 213L234 215H232ZM234 216H236L235 219H234ZM247 216H248V219L245 218ZM141 219H142V221H141ZM127 220H129V221H127ZM138 220H140V222ZM259 220L261 222L258 223ZM143 221H145V223ZM9 223H12V224H9ZM260 223H262V225H260ZM137 224H138V226L142 224V226H139L140 227L139 230H137L138 229L136 227ZM8 225H10V226L8 227ZM256 225H257V227H256ZM233 229H234V231H233ZM257 230H259V232H258L259 235L257 233ZM233 234H234V236H233ZM229 235L231 237L232 236L233 237L229 238L230 237ZM227 237L229 238V240H232V239L233 240L229 241L230 242L229 243ZM222 239H224V240H222ZM225 241H227V243ZM212 246L213 247L215 246L216 249L213 248ZM208 247H210V248H208ZM205 248H206L207 252L206 251L201 252V251L205 250ZM209 249H211V251ZM198 250H200V251H198ZM229 250L231 251L230 253H228ZM215 251H216V253H215ZM217 251H219V252H217ZM237 251L240 253L238 254ZM221 252H222V254H221ZM201 253H206L204 258H207V259H204V261H203L204 254H201ZM208 253L210 254V256ZM225 253H227V257H225L226 256ZM232 253L233 254L235 253V254L232 255ZM224 254H225V256H223ZM258 254L263 256V257L260 256V259H259ZM214 255H215V258H212V257H214ZM216 255H217V257H218V255H220L219 256L220 259L217 258ZM255 255H258V256L256 257ZM247 256H251V258L249 257L248 259H246ZM237 257H238V259H236ZM191 259H192V261H191ZM256 260H258V261H256ZM261 260H263V262H261ZM209 261H211L212 263H210ZM202 262H201V264H202ZM195 264H197V262H195Z\"/></svg>",
	"mask_w": 264,
	"mask_h": 264
},
{
	"label": "bare ground",
	"instance_id": "obj_2",
	"mask_svg": "<svg viewBox=\"0 0 264 264\" xmlns=\"http://www.w3.org/2000/svg\"><path fill=\"white\" fill-rule=\"evenodd\" d=\"M6 1H7V0H6ZM35 1H36V0H35ZM35 1H34V2H35ZM38 1H39V0H38ZM40 1H43V0H40ZM46 1H47V0H46ZM51 1H53V0H51ZM51 1H49V3H50ZM65 1H66V0H65ZM143 1H144V0H143ZM147 1H148V0H146V3H147ZM149 1H151V0H149ZM167 1H168V0H167ZM171 1H173V3L175 2L174 0H171ZM180 1H181V0H180ZM188 1H189V0H188ZM251 1H255V0H251ZM0 2H1V1H0ZM36 2H37V1H36ZM54 2H55V1H54ZM176 2H177V1H176ZM176 2L174 3L175 6H176ZM242 2H243V0H218V5L221 4V5H220V6H221L220 8H222V9L226 8L225 5H228V4H229V5H228L229 7L227 6V8H226L227 12H226L225 10H224V12H222L223 10L220 11V12H222V13H225V12H226V13L224 14V15H225V19H223V22H224V21L226 22V20H227V21H228V23H227L228 26H227V24H223V23H222V24H223V26H222L221 23L219 24L218 22H217V23H218L219 25L216 24V25H217V26H216V27H217V30H218V28H221V27H222V29H219V36H220L219 38H220V40L222 39V41H223L224 43H225V42H228V43H232V42H233V43H235V44H238L237 46H239V47H244V45L242 44V43H244V42L246 41V40H245V41L243 42L244 38H243V35H242V34H244V33L241 34V32H240V34H241V36H240V34L237 33V32H239V31H237V30H238L237 28H236V30H233V26H232V24L235 25V27H238V25L242 23L241 20H242L243 18H241L240 15H239V16L236 15V14H239V13L234 12V9H235V8L233 7L234 5H232V4L235 3V5H237L236 3H238V5H239V3L241 4ZM2 3L4 4V2H2ZM2 3H1V4H2ZM41 3H42V2H41ZM43 3H44V2H43ZM43 3L41 4L42 6H43ZM46 3H47V2H46ZM49 3H48V4H49ZM146 3H145V4H146ZM152 3H154V0H153V2L151 1V3L148 4V8H149V5H151V8L155 7V6H152ZM155 3H160V1L157 2V0H156ZM173 3H172V4H173ZM178 3H179V2H178ZM180 3H181V2H180ZM184 3H185V2H184ZM249 3H250V2H249ZM251 3H252V2H251ZM3 4H2V5H3ZM5 4H8V3H5ZM37 4H38V2H37ZM37 4H36V6H37ZM48 4H47V5H48ZM59 4H60V3H59ZM59 4H58V5H59ZM170 4H171V2H170ZM8 5H9V4H8ZM39 5H40V3H39ZM50 5H51V4H50ZM127 5H128V4H127ZM153 5H154V4H153ZM180 5H181V4H180ZM180 5H179V6H180ZM185 5H188V4L185 3V4L182 5V6H185ZM246 5L248 6L247 2H246ZM51 6H52V5H51ZM67 6H69V5H67ZM146 6H147V5H145L144 7H146ZM156 6H157V5H156ZM160 6H161V4H160V5L158 4V6H157V9H159V10H158L159 13H161L162 10H165L164 7L162 8V6H161V8H159ZM239 6H241V5H239ZM239 6H238V8L240 9ZM9 7H11V6H9ZM37 7L40 9L39 6H37ZM48 7H49V6H48ZM58 7H60V6H58ZM235 7H236V6H235ZM242 7H244V6L242 5ZM255 7L257 8V6H255ZM5 8H7V5L5 6ZM5 8H4V9H5ZM43 8H44V6H43ZM49 8H50V7H49ZM49 8H48V9H49ZM51 8L54 9L55 7H54V8L51 7ZM126 8L130 9L129 7H126ZM165 8H166V7H165ZM178 8H179V7H178ZM178 8H177V10H178ZM186 8H188V6H187ZM238 8H237V10H239ZM246 8H247V7H246ZM10 9H12V8H10ZM45 9H46V7L44 8V10H45ZM48 9H46V10H47L46 12H49ZM56 9H57V8H56ZM61 9H62V8H61ZM154 9H156V7H155ZM154 9H151V10H154ZM168 9H169V7H168ZM181 9H183V8H181ZM0 10H1V9H0ZM7 10H8V9H7ZM36 10H37V9H36ZM169 10H170V9H169ZM175 10H176V9H174V10H172V11H175ZM249 10H250V9H249ZM12 11H13V9H12ZM19 11H20V9H19ZM40 11H42V10H40ZM52 11H53V10H51V12H52ZM66 11H67V10H65V13H66ZM144 11H145V8H144ZM148 11H150V10L147 9V12H148ZM180 11H182V10H180ZM184 11L186 12L187 9H185ZM188 11H189V9H188ZM235 11H236V10H235ZM51 12H49L48 14L51 15ZM69 12H70V11H69ZM150 12H151V11H150ZM150 12H148V17H149V13H150ZM152 12L155 13V10L152 11ZM169 12L171 13V10H170ZM239 12H240V11H239ZM245 12H246V11H245ZM256 12H257V11H256ZM23 13H24V12H23ZM37 13L39 14L40 12H37ZM52 13H54V12H52ZM142 13H143V15H144V12H143V11H142ZM156 13H157V11H156ZM156 13H155V14H156ZM159 13H157V15H158ZM180 13H181V12H180ZM222 13H220V14H222ZM0 14H1V12H0ZM6 14H8V13L6 12ZM11 14H12V13H11ZM11 14H10V16H11ZM40 14H41V13H40ZM48 14H47V15H48ZM56 14H57V13H56ZM63 14H64V12H63ZM73 14H74V13H73ZM155 14H154V15H155ZM171 14H173V13H171ZM174 14H175V12H174ZM19 15H22V14H19ZM41 15H42V14H41ZM44 15H45V14H44ZM50 15H49L48 19L51 18ZM67 15H68V14H67ZM69 15H70V13H69ZM74 15H75V14H74ZM74 15H73V16H74ZM145 15H146V13H145ZM150 15H151V13H150ZM152 15H153V14H152ZM157 15H155V16H157ZM159 15H160V14H159ZM159 15H158V16H159ZM162 15H163V14H162ZM177 15H178V14H177ZM198 15H199V14H198ZM230 15H231V16H230ZM251 15H252V14H251ZM12 16H13V14H12ZM12 16H11V18H12ZM53 16H54V18H55L56 15L53 14ZM53 16H52V17H53ZM146 16H147V15H146ZM155 16H154V18H153V17H151V18L155 19ZM158 16H157V19H158ZM164 16H165V15H164ZM191 16H192V15H191ZM222 16H223V14H222ZM222 16H221V18H223ZM236 16H237V17H236ZM241 16L243 17V15H241ZM255 16H256V14H255ZM3 17H4V16H3ZM6 17H7V16H6ZM6 17H4V18L6 19ZM22 17H23V16H22ZM38 17H39V16H38ZM239 17H240V18H239ZM249 17H250V16H249ZM23 18H24V17H23ZM28 18H29V17H28ZM41 18H43V17H41ZM41 18H40V19H41ZM44 18H46V15H45ZM65 18H66V17H65ZM70 18H71V17H70ZM151 18L149 17V20H152ZM191 18H192V17H191ZM221 18H220V20H221ZM228 18H231L232 20L230 19L231 21H229ZM29 19H30V18H29ZM46 19H47V18H46ZM46 19H45L44 21H50V20H48V19L46 20ZM57 19L59 20L58 17H57ZM67 19H68V18H67ZM157 19H155V20L157 21ZM161 19H162V18H161ZM239 19H241V20H239ZM6 20H8V19H6ZM13 20H14V19H13ZM18 20H19V18H18ZM27 20H28V19H27ZM30 20H31V19H30ZM35 20H36V18H35ZM38 20H39V19H38ZM51 20H52V19H51ZM55 20H56V19H55ZM55 20H54V21H55ZM62 20H63V19H62ZM70 20H71V19H70ZM158 20H159V19H158ZM164 20H165V19H164ZM183 20H184V19H183ZM244 20H245V19H244ZM0 21H1V19H0ZM14 21H15V20H14ZM14 21H13V22H14ZM82 21H83V20H82ZM238 21H239V22H238ZM7 22H8V21H7ZM21 22H22V21H21ZM24 22H25V21H24ZM33 22H34V21H33ZM36 22H37V20H36ZM39 22H40V21H39ZM39 22H37V23H38L37 25H40L41 22H40V23H39ZM56 22H57V21H56ZM56 22H55V23H56ZM61 22H62V21H61ZM65 22H67V21H65ZM152 22H153V21H152ZM160 22H161V21H160ZM169 22H170V21H169ZM219 22H220V21H219ZM51 23H52V22H46L45 25H42V26H44V27L46 26V29H48V31H50V30H52V29H51ZM83 23H84V21H83ZM83 23H82V24H83ZM112 23H113V22L111 21V23H109V24H112ZM143 23H144V22H142V25H144ZM157 23H158V22H157ZM172 23H175V22H172ZM238 23H239V24H238ZM249 23H250V22H249ZM249 23H248V24H249ZM0 24H1V23H0ZM10 24H11V23H10ZM17 24H18V23H17ZM19 24H20V23H19ZM22 24H23V23H22ZM25 24H26V22H25ZM42 24H43V22H42ZM56 24H57V23H56ZM56 24H55V25H56ZM77 24H78V22H77ZM79 24H80V23H79ZM109 24H108V25H109ZM148 24H150V23H148ZM155 24H156V22H155ZM159 24H160V23H159ZM159 24H158V26H160ZM170 24H171V23H169V25H170ZM178 24H179V23H178ZM182 24H183V23L181 22V25H180V26H182ZM12 25H13V24H12ZM23 25H24V24H23ZM67 25H68V23H67ZM73 25H74V24H73ZM108 25H107V26H108ZM114 25H115V23H114ZM129 25H130V24H129ZM244 25H245V24H244ZM0 26H1V25H0ZM2 26H3V24H2ZM4 26H5V28H7V27H6L7 25H5V23H4ZM17 26H19V25H17ZM24 26H25V25H24ZM40 26H41V25H40ZM40 26H39V28H42V27H40ZM52 26H53V25H52ZM57 26H58V25H57ZM77 26H78V25H77ZM116 26H117V25H116ZM132 26H133V24H132ZM148 26H150V25H148ZM148 26H146V27H147L146 29H149L148 31H149V33H150V32H151V33L148 34L147 36H149V35L151 36V34H154L155 32H153L154 30H150L151 27L148 28ZM156 26H157V25H155V27H156ZM161 26H163V25H161ZM161 26H160V27H161ZM174 26H175V25H174ZM177 26H178V25H177ZM219 26H220V27H219ZM239 26H240V25H239ZM255 26H256V25H255ZM257 26H258V25H257ZM13 27H14V26H13ZM20 27H21V26H20ZM27 27H29V26H27ZM44 27H43V29H45ZM65 27H66V26H65ZM69 27H70V25H69ZM80 27H81V26H79V28H80ZM130 27H131V25H130ZM160 27H158V28H160ZM167 27H169V26H167ZM167 27H164V28H167ZM0 28H1V27H0ZM15 28H16V27H15ZM25 28H26V27H25ZM30 28H31V27H30ZM30 28H29V29H30ZM32 28H33V27H32ZM55 28H57V27H55ZM55 28H53V29H55ZM75 28H76V27H74V29H73V30H75L74 34L77 35L76 31H77L78 29L76 30ZM77 28H78V27H77ZM81 28H82V27H81ZM105 28H106V26H105ZM152 28H154L153 25H152ZM162 28H163V27H162ZM176 28H177V27H176ZM7 29H8V28H7ZM16 29H17V28H16ZM18 29L20 30V28H18ZM27 29H28V28H27ZM34 29H35V28H34ZM43 29H41V30H43ZM71 29H72V28H71ZM82 29H83V28H82ZM107 29H108V28H107ZM141 29H145V25H144V28L141 26ZM160 29H161V28H160ZM204 29H205V28H204ZM204 29H202V28H198L197 31L195 30L196 34H194V35H195L194 43H195V54H196V58H195V64H196V66H195V65H192V66H191V65L189 64V62H188L189 66H186V65H188L187 63L185 64L186 68L189 67L188 70H189L190 68L192 69V68L195 66V67L197 68L195 71H199V73L194 72L193 74H190V75H189V74H187L188 70H186V73H185V71H184V70H185V67H184V68H183V66L181 67V68H183V69H181V70H183V73L186 74V75H183V76H182L184 79H181V80H182V81H183V80H188V78H187V79L185 78L187 75H188V76H192V75H195V74H196V75H197V76H195V78H197V79H196V82H197V84L200 83V87H202V84L204 85V87H205V86L207 87V85H205L203 81H206V80H207L206 82H208V81L211 79L210 77H213L214 75L217 76V75H218L217 73L219 72V70H218L219 67L222 68L223 65H226V66H224V67H227L228 64H229V61H231L230 64L233 65L235 58H236V59H240L239 57H235V56H237V55L239 56V52H236V51H238V50H236V49H235L236 51L233 52L232 50H234V48H233V49L230 48L232 45H231L230 47H229V46H227V47H229L228 50H229L230 53H232V54L235 53V52L238 53V54H236V55L234 54V56H233L234 58L232 57L231 54H226V53L223 54V52H222L223 50L220 51V52H219V50L217 51V48H218L219 46H220V50H221V48H223L222 45L224 46V43L222 42V45H221V44H220V41H218V40L214 41V40L210 39L209 36H208V34H207V35L205 34V33H207V32H204ZM215 29H216V28H215ZM245 29H246V28H245ZM2 30H4V29H2ZM2 30H1V32H3ZM5 30H6V29H5ZM8 30H9V29H8ZM22 30H23V29H22ZM22 30H20V32H21ZM37 30H38V29H37ZM60 30H61V28H60ZM62 30H63V29H62ZM100 30H101V31H100ZM102 30H103V28H102V29H100V28L98 29L97 27H96V28L94 27V28L92 29V32H94V33H93V34H94L93 39L95 38L97 41H99L100 39H101V40H104L105 35H107V37H110L111 34H113V36L116 34V35L114 36V38L116 37V38H119V39H120V37H123V39H125V40H124V41H123V40L121 41V39H120V40H119V39L117 40L116 38H115V40H113V39L111 38V37H112V35H111L110 39L105 38V41H106V42H104V41H100V42H99V45H100L101 43H102V45H103V42H104V45H105V43H106V46L109 47V50L114 51V52L111 51V53H114V54H116V53H115L116 49L120 48V45H122V46H121L122 48H120V49H122V50L119 49V51L123 54L122 51H123V46H124V47H125V48H124V49H125L124 51L127 50V52H128V53H127V52H126V53L124 52V55H125V54H126V55H129V57H126L127 59H126V61H124V62H126L124 65H127V66H128V65L130 64V61H131V60H132V61L134 60L133 62H136V61H138V62H136V63L134 64V63L131 61V63H133V64H131V65L133 66V67H132L133 69L139 71L140 69H139L138 67H140V68L142 67L141 69H144V67H146V68H145L144 70H140L139 73L137 74V76L135 75V77L132 79L133 74H135L136 72L134 73L135 70H132L131 73H133V74H132V76H129V74L131 75V73H129L130 70L132 69V68H130V70H129V67H131V65L128 66V70H127L126 67H124V65H123V67H124L125 69L122 68V65H120V64H123V63H121V60H122V59H121L120 61H118L119 59L117 60V59L114 58V57H110V58L108 57V58H107V57L104 56L105 58H103V54H102L101 51H100L101 48H95V43H94V42H92V43L89 42V41H92V40H89L88 42L86 41L87 39H86V40H82L84 43H85V41H86V43L83 44V42L80 41L81 38H80V39H75V38H79V37H81L82 35H80L79 37H75V38H74V37H73L74 34H72V37H70V40H68L69 37H67V36L65 37V36H62V35H61V36H62V37H61V36L57 35V37L59 36L61 39L64 37L65 40H67V41H65V42H64V39L60 41V42L63 41V42H62V43H63V47H62V48H63V49L65 48V49H64V50H66L65 53H67V54L70 55V54H71V51L73 50L72 52H74V53L71 54V55H75V52H76L77 50H79V54H78V51L76 52V54H78L81 58L79 57V58L75 59V58H76V57H75L76 55H75L74 57H73V56H72V57L69 56V57H67L68 60H67V61L65 60V61H66V62L69 61V62H70V65L73 64L72 66H75V67H76V65H77V67H78V65L83 66V67H84V70L81 72V75H82L83 77H86V73H83V72L88 68L86 64H90L91 62H94V63H93L94 65H95V64L97 65V63H98V65H100V67L97 65L99 68H101V66L105 67V69L107 70V72H106V71H105V72H106L107 74H106V73H103L104 70L102 71V68L100 69L101 71H99V72H100V73H99L98 70L95 69L96 66L94 67V65L92 64V65H93V68L95 69V70H94V69L92 68V65H91V66L89 65V66L92 68L93 73H94V71L96 72V73H94V75H93V77H92V74H91V75H88V73H89V72L91 73V71H92L90 68H88V70H89V69L91 70V71H88V73H87V76H89L91 79L89 80L88 78H86V79L89 81V83H91V82L93 81L92 78H94V82H96V81L98 82V78L96 77V76H97L96 74H99V76H100V74H101L104 78H106V76L109 74V75H110V77H109L110 79H109V78H106V79H109V80H111V81L108 80V82H111V83H112V82H114V83L116 82V83H117L116 88H115V85H116V84L113 83L115 89H114L113 87L110 88V90H112V89L114 90V91H112V93L108 91V92H107L108 94H106V92H105V94L107 95L106 97H109V99H107V100H108V105H107V107H106V103H107V101H106V103H105L104 106H103V104H102V106L105 107V110H106V111L108 110L107 113H109V114L106 113V116H108L109 121H110V123H111L112 126H113L114 124H116L115 121H116V122L118 121L119 123L117 122V124H120V123H121L120 120L122 121L123 115L125 116V118H130V117L132 116V114L135 115V113H132L133 108H132V105H131V104H133V102L135 103V101H133V98H130V100H129V97H128L129 94H130V92L128 93V89H130L129 87H131V88L133 87V88L131 89L132 91H131L130 97H133V96H134V99H135V96H137V98H138L139 95H140L142 92H144V91L146 90V91L144 92V94H145V95H147V94L149 95V96L147 95V97H146V98L148 99V100L146 99V100H147V103H148L149 99L151 100L150 97H154V98H152V100H153V99H154L155 101L157 100L156 103H154V102H155L154 100H153V101H154L153 103H151V101H149L151 104H154V105H155V106L152 105V106H153V107H152L153 110H152L151 106L149 105L150 103L146 104V105L148 106V107H146V108H148L149 110L146 109L145 106H144L145 109L142 110V114H141V117H140L139 120H138V118H136V116L134 117V115L131 117V118L134 117L135 119H137V120L140 122V124L142 123V122H141V118H143V120H145V121L148 120L147 123H145V121H143V120H142V121H143L146 125H153L152 128H154V124H155V126H156V127L154 128L155 136H154V134H153V132H152L153 135H152V134L150 135V133H149V135H150L149 137H150V139H154V138H151V137H153V136H154V137H159V138H155V139H157V140H155V141L157 142V144H156L155 141L152 142V144L155 143L156 146H158V143H159L158 141H159V139L162 138V139H166V140H168L169 142H168V141H167V142L170 143V144H169L170 146L172 145L171 147H173V145H174V147H175V145H176L177 148H178V147H183V148H185V149L189 148L188 150H190V149H191V150H194L193 148H195V147L197 148V146H199V144H201L200 146H203L202 143H200V142H201V140L203 139V137H202V133L204 132V130H203L204 128H207V129H208V128L210 129L211 127L214 128L213 125H219V123L222 122V121H224L223 123L225 124V123H226V119H225V118L228 116V114H227V116H224L223 113H225V112H227V111H231V113L236 111L235 108H233V107L230 106V105H232V104L229 105L231 108L229 107V109H226V110L224 109V111H223V108L225 107L224 105H219V106L216 105V106L218 107V109H219V110H217V109L215 108V106L213 107L212 105L206 104L207 102H212V101L214 102V100H212V101H208V100H207L206 102H205V101H204V102L201 101L200 98H199V97H201V94H200V96L198 97V96L195 95L194 93H196L197 91H198L197 93H200L204 88L201 89L200 87H198V90H197L196 92L193 93V91H191V90H193V89H192L193 87H192V88L189 87V90H190V92H191L192 94L189 93V90H188L187 92L184 91V93H181V92H183L182 90H181V91L179 90L180 92H179V91H175L176 88L174 89V86H173V85H174L173 82L175 83V80H173V81L170 80V76H171V79H172L174 76H175V77L177 76V75H176V74H177L176 71L180 68V61H179V62L174 61V58L177 59V56H176L175 54H173V56H171V55H169L168 52H167L166 55L173 57V58L170 57V59H171L172 62H169L170 59H169V57L166 56V57H164V61L167 60V59H169V60H168V61H165L164 63H167V62H169V63H167V65L165 64L166 66H165L164 69H158L157 66H160V65L162 64L163 61H161V62L158 61V62L161 63V64H160V65H159V64L156 65V62H155L156 59L154 58V56L151 55V53H148L150 50H151V52H152V51H156L157 49H156V48L154 49V48L152 47V46H153V44H152L153 42H152V43L150 42V41H154L155 39H153V40H152V39H150V40L148 39L149 41L146 40L147 38H150V37H147V36H145V35L143 34V32H144L145 30L141 31L142 34H141L140 36L143 37V38H142V41H143V42H145V41L148 42V43L145 42L146 44L144 43L146 46H144V44H143V45L140 44V43L137 42V41L135 42L134 40H133V41H132V40H129L128 38H131V37H128V38L126 39V38H125L126 35H124L123 33H122V34L120 33L121 36L117 37L119 34L117 33L118 30L116 29V27L114 28L115 34H114V31H113V30L110 31L111 34H110V32H108L106 29H105V32H104V30H103V31H102ZM116 30H117V31H116ZM164 30H165V29H164ZM164 30H163V31H164ZM167 30H169V29H166V31H167ZM175 30H176V29H175ZM175 30H173V31H175ZM202 30H203V31H202ZM258 30H259V29H258ZM29 31H30V30H28V32H29ZM31 31H32V30H31ZM34 31H36V30H34ZM57 31H58V30H57ZM66 31H70V28H69V30L67 29ZM80 31H82V30L80 29ZM98 31H99V32H98ZM106 31L108 32L107 34H106ZM133 31H134V30H133ZM146 31H147V30H146ZM166 31H165V32H166ZM179 31H180V30H179ZM181 31H183V30H181ZM198 31H199V32H198ZM250 31H251V30H250ZM8 32H10V31H8ZM11 32H12V31H11ZM17 32H18V34L20 35V32H19V31H17ZM25 32H26V31H25ZM28 32H27V33H28ZM36 32H37V31H36ZM36 32H35V33H36ZM41 32L43 33V31H41ZM54 32H55V31L53 30V33H54ZM63 32H64V31H63ZM77 32H78V31H77ZM89 32H90V31H89ZM96 32H98V35H99V36H103V35H104V37H99V36L97 35ZM112 32H113V33H112ZM119 32H120V31H119ZM152 32H153V33H152ZM157 32H158V30L156 31L155 35H158V36H159V34H158ZM197 32H198V33H197ZM202 32H204V35H203ZM215 32H216V31H215ZM217 32H218V31H217ZM4 33H5V32H4ZM4 33H3V34H4ZM27 33H26V35L28 36ZM33 33H34V32H33ZM39 33H40V32H38V34H39ZM45 33H46V31H45ZM47 33H48V32H47ZM51 33H52V32L49 33L50 36H51ZM66 33H67V32H66ZM66 33L63 34V35H69V34H66ZM68 33H69V32H68ZM70 33H71V32H70ZM81 33H82V32H81ZM84 33H85V32H84ZM159 33H162V30H160ZM163 33H164V32H163ZM163 33L160 34V36H159L160 38H161V36L164 37V34H163ZM167 33H168V32H167ZM3 34H2V36H0V37H3L6 33H5L4 35H3ZM12 34L14 35L13 32H12ZM12 34H10V36H12ZM16 34H17V33H16ZM21 34H22V33H21ZM31 34H32V32H31ZM38 34H37V35H38ZM40 34H41V33H40ZM56 34H59V33H56ZM82 34H83V33H82ZM109 34H110V35H109ZM117 34H118V35H117ZM19 35H18V36H19ZM26 35H20V37H22V36L24 37V36H26ZM37 35H36V36H37ZM42 35H44V34H42ZM52 35L54 36L55 34H52ZM96 35H97L98 37H97ZM122 35H123V36H122ZM170 35H171V33H170ZM178 35H179V34H178ZM33 36H34V35H33ZM36 36H35V37H36ZM53 36H51V37H52L51 39L55 38V36H54V37H53ZM87 36H88V35H87ZM91 36H92V35H91ZM124 36H125V37H124ZM144 36L146 37L145 39H144ZM158 36H157V37H158ZM171 36H172V35H171ZM176 36H177V33H176ZM181 36H182V35H181ZM213 36H214V35H213ZM244 36H245V35H244ZM251 36H252V35H251ZM255 36H256V35H255ZM6 37H8V36H6ZM12 37H13V36H12ZM14 37H15V36H14ZM14 37L11 38L10 40H12V39L14 40ZM29 37H30V35H29ZM31 37H32V36H31ZM40 37H42V36H40ZM45 37H46V35H45ZM152 37H153V35H152ZM154 37H155V36H154ZM154 37H153V38H154ZM32 38H33V37H32ZM98 38H100V39H98ZM160 38H159V39H160ZM165 38H166V36H165ZM165 38H164V39H165ZM167 38H168V37H167ZM212 38H213V37H212ZM216 38H217V37H216ZM242 38H243V39H242ZM253 38H254V37H253ZM3 39H4V38H3ZM3 39L0 38V40H3ZM18 39H19V37H18ZM33 39H34V38H33ZM35 39H36V38H35ZM48 39H49V38H48ZM48 39H46V40L49 41V42H51V41L48 40ZM133 39H134V38H133ZM139 39H140V38H139ZM143 39H144V40H143ZM173 39H174V38H173ZM7 40H9V39H7ZM10 40H9V41H10ZM13 40H12V41H13ZM43 40H44V39H43ZM43 40H41L40 43L43 44V42H44ZM56 40H59V38L56 39ZM72 40H73V41H72ZM96 40H95V41H96ZM108 40H110V42H108ZM157 40H158V39L155 40V43L157 42V43H156V44H157L156 47L159 45ZM168 40H169V39H168ZM225 40H227V41H225ZM250 40H251V39H250ZM253 40H255V38H254ZM260 40H261V39H260ZM4 41H5V40H4ZM9 41H7V42H9ZM12 41H11V42H12ZM32 41H33V40H32ZM47 41H46V42H47ZM97 41H96V44L98 43ZM117 41H119V43H120V41H121V44L118 43L119 46H118L117 43H115V42H117ZM139 41H140L141 43H143V42L141 41V39H140ZM160 41H161V43H163L162 39H161ZM164 41H166V40H164ZM169 41H171V40H169ZM175 41H176V40H175ZM177 41H178V39H177ZM263 41H264V40H263ZM38 42H39V41H38ZM53 42H54V40H53ZM53 42H51V43L54 44L55 42H54V43H53ZM60 42H59V43H60ZM107 42L109 43V45H107ZM149 42H150L151 44H150ZM166 42H167V41H166ZM250 42H251V41H250ZM257 42H258V41H257ZM261 42H262V41H261ZM2 43L4 44L3 41H2ZM40 43H39V45H40ZM51 43H50V44H51ZM62 43L59 44L60 47H61V44H62ZM93 43H94V44H93ZM110 43H111V44H110ZM155 43H154V44H155ZM217 43H218V44H217ZM253 43H255V42H253ZM0 44H1V42H0ZM11 44H13V42H12ZM47 44H48V42L46 43V45H47ZM88 44H89V45H88ZM91 44L94 45V46L91 47ZM139 44H140V45H139ZM147 44H150V48H151L150 50H148L149 45H147ZM174 44H177V43H174ZM174 44H173V45H174ZM178 44H179V43H178ZM178 44H177V45H178ZM216 44H217V45H216ZM219 44H220V45H219ZM240 44H242V45H240ZM244 44H245V43H244ZM246 44H247V43H246ZM256 44H258V43H256ZM6 45H7V44H6ZM9 45H10V44H9ZM37 45H38V44H37ZM44 45H45V44H44ZM54 45H55V44H54ZM54 45H53V46H54ZM57 45H58V44H57ZM104 45H103V47H105ZM110 45H112V46H110ZM141 45H142V46H141ZM163 45H164V43H163ZM169 45H170V44H169ZM182 45H183V44H182ZM218 45H219V46H218ZM248 45H249V43H248ZM248 45H247V46H248ZM11 46H13V45H11ZM14 46H15V45H14ZM34 46H35V45H34ZM40 46H41V45H40ZM40 46H39V48H41ZM47 46H48V45H47ZM49 46H50V45H49ZM83 46H84V47L86 46V47H85V50L81 52L80 49H82ZM147 46H148V47H147ZM161 46H162V44H161ZM179 46H181V44L178 45V47H179ZM254 46H255V45H254ZM0 47H1V45H0ZM9 47H10V46H9ZM44 47H45V46H44ZM54 47H55V46H54ZM57 47H59V46H56V48H57ZM99 47H100V46H99ZM143 47H144V48H143ZM158 47H159V46H158ZM158 47H157V48H158ZM162 47H163L165 50H162V51H161L160 47H159L158 50H160V51L163 52V53L166 52V50H167V49L165 48L166 46H162ZM170 47H171V46H170ZM172 47H173V46H172ZM174 47H175V49H176V46H174ZM178 47H177V48H178ZM214 47H215V48H214ZM239 47H238V49H239ZM256 47H257V46H256ZM2 48H3V47H2ZM13 48H15V47H13ZM32 48H33V47H32ZM47 48L50 49V47H47ZM56 48L54 49V51L57 50ZM179 48H182V46L179 47ZM248 48H252V47H249V46H248L247 49L245 48L244 52L247 53L246 50H248ZM43 49H44V48H43ZM45 49H46V48H45ZM60 49H61V48H60ZM144 49L147 50V53L144 52V51H146V50H144ZM153 49H154V50H153ZM168 49H169V48H168ZM175 49H173L172 53H175V52H174ZM230 49H231L232 52L230 51ZM241 49H243V48H240L239 50H241ZM255 49H256V48H255ZM0 50H1V48H0ZM3 50H7V47H6V49L4 48ZM11 50H12V48H11ZM29 50H30V49H29ZM33 50H35V49H33ZM47 50H48V49H46V51H47ZM70 50H71V51H70ZM95 50H96V52H95ZM109 50H108V51H109ZM177 50H178V49H177ZM251 50H252V49H251ZM251 50H249V51H251ZM253 50H254V48H253ZM256 50H257V49H256ZM259 50H260V49H259ZM262 50H263V49H261V51H262ZM8 51H10V50H8ZM15 51H16V49H15ZM31 51H32V50H31ZM98 51H100V53H99ZM102 51H103V53L105 52L104 50H102ZM108 51H107L106 53H108ZM117 51H118V50H117ZM119 51H118V52H119ZM160 51H159V55H162L161 58H163V53H161ZM169 51H170V49H169ZM179 51H181V50H179ZM179 51H177V52H179ZM226 51H227V50H226ZM226 51H224V52H226ZM261 51H259V52H261ZM263 51H264V50H263ZM32 52H34V51H32ZM32 52H31V53H32ZM38 52H39V51H38ZM55 52H56V51H55ZM55 52H54V53H55ZM58 52H59V54H58V53H57V54L59 55V57H61V56H62V55L60 54L61 51L58 50ZM69 52H70V53H69ZM80 52H81V54H80ZM83 52H84L85 54H84ZM118 52H117V53H118ZM120 52H119V54H120ZM156 52H157V51H156ZM253 52H254V51H253ZM5 53H6V52H5ZM8 53H10V52H8ZM8 53H7V54H8ZM34 53H35V52H34ZM42 53H44V51H43ZM45 53H46V52H45ZM45 53L42 54V55H45ZM48 53L50 54L49 50H48ZM82 53H83L84 55H83ZM96 53L102 54V55H100V56H102V57L99 58V56H98ZM152 53H153V52H152ZM157 53H158V52H157ZM160 53H161V54H160ZM169 53H171V52H169ZM185 53H186V52H185ZM187 53H189V52H187ZM227 53H228V52H227ZM249 53H250V52H249ZM255 53H256V52H255ZM0 54H1V53H0ZM3 54H4V52H3ZM3 54H2V55H3ZM11 54H12V53H11ZM36 54H37V52H36ZM40 54H41V53H40ZM122 54H121V55H122ZM145 54H146V55H145ZM148 54H150L148 57L152 56L153 58L150 57V59H151V58H152L153 60L155 59V61H153L152 59H151V62H150L149 60H147V57H146V56H147ZM153 54H156V53H153ZM241 54H242V52H241ZM241 54H240V55H241ZM243 54H245V53H243ZM243 54L241 55L242 57L244 56ZM247 54H248V53H247ZM257 54H258V53H257ZM257 54H256V55H257ZM13 55H14V54H13ZM16 55H17V53L15 54V56H16ZM52 55H54V54H52ZM78 55H77V56H78ZM124 55H122L123 58H124ZM164 55H165V53H164ZM253 55H254V54H253ZM258 55L260 56V54H258ZM258 55H257V56H258ZM5 56H6V55H5ZM8 56H9V55H7V57H8ZM22 56H23V55H22ZM22 56H21V59H22ZM30 56H32V55H30ZM34 56H36V55L34 54ZM34 56H33V57H34ZM39 56H40V55H39ZM39 56L36 57L37 60H38V57H39ZM46 56H47V55H46ZM48 56H49V55H48ZM54 56H55V55H54ZM54 56H53V57H54ZM56 56H57V55H56ZM64 56H65V55H64V53H63V60H64ZM107 56H108V55H107ZM143 56H144L145 60H144V58H143L144 61L142 60V61H141L142 64H140V63H139V62H140V58L142 59ZM174 56H175V57H174ZM250 56L252 57V53L250 54ZM28 57H29V55H28ZM28 57H26L27 60H28ZM41 57H42V56H41ZM41 57H39V58L41 59ZM49 57H50V56H49ZM131 57L134 58V59H132ZM137 57H138L139 60H136ZM247 57H249V56H247ZM3 58H5V57L3 56ZM23 58H24V56H23ZM26 58H25V59H26ZM34 58H35V57H34ZM43 58H44V60H45V57H43ZM65 58H66V57H65ZM73 58H74V59H73ZM102 58H103V59H102ZM129 58H131V60H129V64H128L127 61H128ZM135 58H136V59H135ZM181 58H182V57H181ZM243 58H244V57H243ZM46 59H47V58H46ZM56 59H58V58H56ZM56 59H55V60H56ZM60 59H62V57H61ZM176 59H175V60H176ZM257 59H258V58H257ZM260 59H261V58H260ZM260 59H258V60H260ZM1 60H2V59H1ZM6 60H7V59H6ZM27 60H26V61L24 60V62H26V63L22 62V64H23V63L26 64V67L29 65V64H27V63H29V62H27ZM32 60H33V58H32ZM34 60H35V59H34ZM34 60H33V61H34ZM44 60H41V62L44 61ZM49 60H51V58H49ZM63 60H61V61H59V62H63ZM180 60H181V59H180ZM186 60H187V59H186ZM188 60H189V59H188ZM251 60H253V59H251ZM255 60H256V57H255ZM255 60H254V61H255ZM261 60H262V59H261ZM4 61H5V60H4ZM21 61H22V60H21ZM28 61H29V60H28ZM33 61H32V62H33ZM46 61H47V60H46ZM46 61H45V62H46ZM65 61H64V63H66ZM146 61H147V62L149 61L148 64H149V65H152V67L149 66V65H147ZM152 61H153V63H155L154 65H153ZM173 61H174V62H173ZM237 61H238V60H235V63H237ZM7 62H8V61H6V63H7ZM35 62H36V61H35ZM38 62H39L40 65H41L40 71H42V70H41V69H43V68H42V64H41L40 61H38ZM57 62H58V60H56V62H53V63L55 64V63H57ZM59 62H58V63H59ZM122 62H123V61H122ZM144 62L146 63L145 66L143 65ZM158 62H157V63H158ZM175 62L178 63V64H176ZM232 62H233V63H232ZM240 62H241V61H240ZM246 62H247V59H246ZM255 62H257V61H255ZM1 63H3V62L1 61ZM30 63H31V61H30ZM76 63H78V64H76ZM79 63H80V64H79ZM137 63H139L141 66H139ZM171 63H175V64H176V65L173 64V66H174V70L176 69L175 71H174L173 69L170 68V67L172 66ZM244 63H245V61H244ZM244 63H243V64H244ZM261 63H262V61H261ZM33 64H34V65H37L36 63H33ZM44 64H45V63H44ZM47 64H48V63H47ZM168 64L170 65V67H168ZM239 64H240V63H239ZM245 64H246V63H245ZM251 64L254 65V63H252V62H251ZM257 64H259V63H256V65H254V67L257 66ZM1 65H2V64H1ZM9 65L11 66V64H9ZM34 65H33V66H34ZM40 65H39V66H40ZM45 65H46V64H45ZM51 65H52V64H51ZM163 65H164V64H162V67H164ZM182 65H184V63H182ZM234 65H235V64H234ZM240 65H241V64H240ZM240 65H238V66H240ZM6 66H7V65H6ZM10 66H7V67H10ZM19 66H20V65H19ZM24 66H25V65H23V67H24ZM39 66H38V67L36 66V68H39ZM53 66H54V65H53ZM62 66H63V65H62ZM85 66H86L87 68H85ZM153 66H154V68H153ZM155 66H156V67H155ZM176 66H177V68H176ZM178 66H179V68H178ZM1 67H2V66H1ZM31 67H32V65H31ZM31 67H29V68H31ZM43 67H45V66H43ZM50 67H51V66H50ZM56 67H57V66H56ZM70 67H71V66H70ZM134 67H135V68H134ZM136 67H137V68H136ZM147 67H148V70H147ZM160 67H161V66H160ZM160 67H159V68H160ZM162 67H161V68H162ZM166 67H168V68H170V69H167ZM251 67H252V65H251ZM258 67H259V66H258ZM260 67H264V66L261 65ZM20 68H21V67H20ZM20 68H18V69H20ZM34 68H35V66H34ZM34 68H32V69H33V73H34V70H35ZM45 68H46V67H45ZM60 68H61V67H60ZM71 68H72V67H71ZM73 68H74V67H73ZM99 68H98V69H99ZM172 68H173V67H172ZM239 68H240V67H239ZM244 68H245V67H244ZM246 68H247V67H246ZM252 68H253V67H252ZM21 69H22V68H21ZM26 69H27V68H26ZM63 69H64V68H63ZM66 69H67V66H66ZM123 69L125 70V74H124ZM154 69H155V70H154ZM255 69H256V68H255ZM257 69H259V68H257ZM261 69H262V68H261ZM0 70H1V69H0ZM6 70H7V69H6ZM52 70H54V69L52 68ZM58 70H59V69H58ZM72 70H73V69H72ZM163 70H164V71H163ZM172 70H173V73H172ZM245 70L248 72L247 69H245ZM245 70H244V71L242 70V72L246 74ZM250 70H253V69H250ZM10 71H11V70H10ZM19 71H21V70H19ZM25 71H26V70H25ZM37 71H38V70H37ZM45 71H46V69H45ZM48 71H49V69H48ZM50 71H51V70H50ZM70 71H71V70H70ZM73 71H74V70H73ZM77 71H78V68H77ZM128 71H129V72H128ZM170 71H171V72H170ZM178 71H179V70H178ZM211 71H213V72H211ZM225 71H226V70H225ZM260 71H261V70H260ZM21 72L23 73V71H21ZM21 72H20V73H21ZM31 72H32V71H31ZM42 72H43V71H42ZM55 72H57V71H55ZM63 72H64V71H63ZM68 72H69V71H68ZM68 72H67V73H68ZM78 72H79V71H78ZM85 72H86V71H85ZM163 72H164V73L167 72V73L169 74V75H167V76H169V78L167 77V79L170 81V83H168L167 81H165V79L162 78L163 76H162V77L160 76L161 74H162V75L164 74ZM239 72H240V71H239ZM242 72H241V74H242ZM261 72H262V71H261ZM261 72H260V73H261ZM4 73H5V72H4ZM24 73H25V72H24ZM35 73H36V72H35ZM44 73H45V72H44ZM50 73H52V72H50ZM59 73H60V76H62V75H61V71H60ZM67 73H66V75H67ZM82 73H83V74H82ZM102 73L105 74V75H103ZM128 73H129V74H128ZM189 73H190V71H189ZM213 73H214V75H213ZM236 73H237V72H236ZM251 73H252V71H251ZM258 73H259V71H258ZM48 74H49V73H48ZM62 74H65V73H62ZM84 74H85V76H84ZM126 74H128V75H126ZM165 74H166V73H165ZM170 74H171V75H170ZM174 74H175V75H174ZM211 74H212L213 76H212ZM221 74H222V72H221ZM241 74L239 75V80H240V76H241V80H242V76H244V79H247V77L249 76V75H248L249 73L246 74V75H248L247 77H245V75H243V74L241 75ZM253 74H254V73H252V75H253ZM255 74L257 75V72H256ZM0 75H1V74H0ZM6 75H8V74H6ZM32 75H34V74H32ZM42 75H43V74H42ZM44 75H47V74L45 73ZM70 75H72L71 72H70ZM73 75H74V73H73ZM76 75H77V73H76ZM138 75H139V76H138ZM256 75H255V76H256ZM102 76H100V78H101ZM128 76H129V77H128ZM157 76H160L158 81H160V78H162V79H161L162 81H163V80L165 81V82L162 83V86H161V84L159 85L160 82L157 83L156 86H155V82H156V80H157V79H155V78H157ZM215 76H214L213 78L216 79ZM258 76H259L260 78L262 77V78L264 79V76H261V75H258ZM37 77H38V76H37ZM41 77H42V76H41ZM43 77H44V76H43ZM49 77H50V76H49ZM49 77H48V79H49V81H50V78H49ZM56 77H57V75H56ZM64 77H65V76H63V78H64ZM103 77H102V78H103ZM107 77H108V76H107ZM136 77H137V79H136ZM175 77H174V78H175ZM177 77H178V76H177ZM193 77H194V76H193ZM193 77H192V78H193ZM252 77H253V76H251V79H252ZM256 77H257V76H256ZM35 78H36V77H35ZM46 78H47V77H46ZM52 78H53V77H52ZM67 78H68V77H67ZM70 78H72V77H70ZM73 78H74V77H73ZM139 78H141L140 81H139ZM164 78H166L165 75H164ZM209 78H210V79H209ZM2 79H3V78H2ZM40 79H41V78H40ZM40 79H39V80H40ZM48 79H47V80H48ZM57 79H58V78H57ZM75 79H76V78H75ZM79 79H80V78H79ZM84 79H85V78H84ZM95 79H97V80H95ZM134 79H135L136 81H135ZM142 79H144V80H146V79H147V80H148V79H150V80L155 79V80H154L155 82H154V81H153L154 83L152 82V83H153V87H154V89H155V88L158 89V87H160L159 89H161V92H162V93L160 92V93H159L160 95L158 94V95L155 96L154 93H152V92L154 91L153 87H152L153 91H152L151 87H150V89H151V90H150V89L148 88V86H150V84H148V81L146 80V81H147V82H146V81L143 80L144 82L142 83V82H141ZM189 79H190V77H189ZM215 79H213V80H215ZM231 79H232V78H231ZM244 79H243V80H244ZM253 79H255V78H253ZM256 79H257V78H256ZM0 80H1V79H0ZM9 80H10V77H9ZM39 80H38V82H40ZM42 80H43V79H42ZM52 80H53V79H52ZM76 80H77V79H76ZM81 80H82V77H81ZM91 80H92V81H91ZM150 80H149V81H150ZM176 80H177V79H176ZM178 80H180V79H178ZM193 80L195 81L194 78H193ZM193 80L191 79V81H193ZM241 80H240V82H241ZM247 80H248V79H247ZM260 80H261V79H260ZM1 81H2V80H1ZM6 81H7V79H6ZM36 81H37V80H36ZM44 81H45V80H44ZM55 81H56V80H55ZM62 81H63V79H62ZM62 81H61V82H62ZM65 81H66V80H65ZM69 81H70V80H69ZM137 81L140 82L141 85H143V84L145 85V83H147V84H148V86H147L148 91H147V89H144V90H143L142 87L140 88L141 85H139L140 83H138ZM162 81H161V82H162ZM171 81H172V82H171ZM194 81H193V82H194ZM198 81H202V83H201V82H198ZM249 81H250V80H249ZM249 81H248V82H249ZM251 81H252V80H251ZM251 81H250L249 83H252ZM261 81H262V80H261ZM4 82H5V81H4ZM45 82H46V81H45ZM61 82H60V83H61ZM74 82H75V81H74ZM83 82H84V81H83ZM94 82H93V83H94ZM104 82H105V80H104ZM135 82L138 83V87H137V86L134 87ZM150 82H151V81H150ZM150 82H149V83H150ZM166 82H167V83H166ZM176 82H177V81H176ZM244 82H245V81H244ZM248 82H247V85H248ZM253 82H254V81H253ZM257 82H258V80H257ZM259 82H260V81H259ZM262 82H263V81H262ZM7 83H8V85H9L10 82L8 81ZM31 83H32V82H31ZM58 83H59V82H58ZM99 83H100V82H99ZM165 83H166V84H165ZM191 83H192V82H191ZM218 83H219V82H218ZM0 84H1V83H0ZM4 84H5V83H4ZM16 84H18V83H16ZM16 84H13V85H15L14 87H16ZM32 84H33V83H32ZM48 84H49V82H48ZM72 84H73V83H72ZM72 84H71V85H72ZM91 84H92V83H91ZM102 84H103V83H102ZM104 84H105V83H104ZM104 84H103V85H104ZM147 84H146V85H147ZM170 84H171V85H170ZM172 84H173V85H172ZM231 84H233V83L231 82ZM231 84H230V85H231ZM242 84H243V83H242ZM245 84H246V83H245ZM8 85H7V86H8ZM10 85H11V84H10ZM42 85L44 86L45 84L42 83ZM53 85H55V84H53ZM53 85H52V86H53ZM66 85H69V84H66ZM89 85H90V84H89ZM105 85H106V84H105ZM107 85H108V84H107ZM109 85H110V84H109ZM111 85H112V84H111ZM111 85H110V86H111ZM113 85H112V86H113ZM144 85H143V86H144ZM151 85H152V84H151ZM158 85H159V86H158ZM163 85H164V86H167V88H165ZM175 85H176V84H175ZM233 85H234V84H233ZM249 85H250V84H249ZM1 86H2V85H1ZM17 86H19V84H18ZM31 86H32V85H31ZM33 86H34V85H33ZM49 86H50V85H49ZM49 86H46V88L49 87ZM56 86H57V85H56ZM58 86H59V85H58ZM61 86H62V85H61ZM76 86H77V85H76ZM110 86H109V87H110ZM128 86H129V87H128ZM170 86H173V87H172V88H168V87H170ZM177 86H178V85H177ZM208 86H209V89H210V85H208ZM245 86H246V85H245ZM2 87H3V88H2V90H3L4 87H6V86L4 85V86H2ZM14 87L10 86L9 89L6 87L7 89L5 88V91L10 90V89H11V91H12V89H13ZM29 87H30V86H29ZM34 87H35V86H34ZM34 87H33V88H34ZM67 87H68V86H67ZM72 87H73V86H72ZM90 87H91V86H90ZM94 87H95V86H94ZM94 87H93L92 89H94ZM107 87H108V86H107ZM107 87H106V88H103V90L108 89ZM127 87H128V88H127ZM175 87H176V86H175ZM206 87H205V89L203 90L204 93H205V91H207V89H208V87H207V88H206ZM232 87H233V86H232ZM250 87H251V85H250ZM250 87H249V88H250ZM31 88H32V87H31ZM33 88H32V89H33ZM43 88H45V86H44ZM69 88H70V86H69ZM79 88H80V87L78 86V89H79ZM145 88H146V87H145ZM212 88H213V86H212ZM243 88H244V87H243ZM263 88H264V87H263ZM263 88H261V89H263ZM0 89H1V88H0ZM16 89H17V88H16ZM18 89H20V87H19ZM49 89H51V88H49ZM53 89H54V88H53ZM66 89H67V88H66ZM72 89H74V88H72ZM76 89H77V88H76ZM78 89H77V91H78ZM95 89H96V88H95ZM99 89H102V88H98L97 91H98ZM172 89H173L175 92H174ZM184 89H186V88H184ZM184 89H183V90H184ZM199 89H200V91H199ZM227 89H228V87H227ZM229 89H230V88H229ZM235 89H236V88H235ZM235 89H234V91H235ZM241 89H242V88H240V90H241ZM245 89H246V88H245ZM20 90H21V89H20ZM20 90H19L18 92H20ZM47 90H48V88H47ZM56 90H57V89L54 90L55 93H56ZM213 90H214V89H213ZM231 90H232V88H231ZM246 90L249 91L248 89H246ZM250 90H251V89H250ZM11 91H10V92H11ZM15 91H16V90H15ZM15 91H14V92H15ZM33 91H34V90H33ZM67 91H68V89H67ZM70 91H71V90H69V92H70ZM73 91H74V90H73ZM77 91H75V92H77ZM95 91H96V90H95ZM100 91H101V90H100ZM149 91H150V92H149ZM156 91H157V90H156ZM203 91H202V92H203ZM242 91H243V90H242ZM263 91H264V90H263ZM18 92H17V94H18ZM23 92H24V91H23ZM23 92H22V93H23ZM44 92H45V91H44ZM63 92H64V89H63ZM65 92H66V91H65ZM65 92H64V94H65ZM71 92H72V91H71ZM146 92H148V93H146ZM176 92H177V93H176ZM178 92H179V94H178ZM209 92H212V89H211L210 91H209V90L207 91V93H209ZM12 93H13V92H11V94H10L11 99H13V95H12ZM24 93H25V92H24ZM59 93H60V92H59ZM61 93H62V92H61ZM81 93H82V91H81ZM197 93H196V94H197ZM240 93H242V92H240ZM245 93H246V92H245ZM253 93H254V92H253ZM1 94H2V93H1ZM1 94H0V95H1ZM13 94H14V93H13ZM32 94H33V93H32ZM62 94H63V93H62ZM64 94H63V97H62V98H64ZM69 94H70V93H69ZM69 94H68V95H69ZM144 94H141V97H142V95H144ZM150 94H152V95H150ZM156 94H157V93H156ZM233 94H234V93H233ZM235 94H236V92H235ZM3 95H4V94H3ZM20 95H22V94H20ZM48 95H49V94H48ZM57 95H58V93H57ZM71 95H74V94L71 93ZM96 95H97V94H96ZM145 95H144V96H145ZM153 95H154V96H153ZM198 95H199V94H198ZM229 95H230V94H229ZM243 95H244V94H243ZM8 96H9V95H8ZM8 96H6V97H7L6 100H8ZM18 96H19V95H18ZM18 96L16 95V97H18ZM26 96H27V95H26ZM26 96H25V97H26ZM35 96H38V95L35 94ZM74 96H75V95H74ZM74 96H72L73 98H71V99H74ZM79 96L81 97V94H80ZM79 96H78V97H79ZM82 96H83V95H82ZM99 96H100V95H99ZM103 96H105V95H103ZM224 96H225V95H224ZM247 96H249V95H247ZM2 97H4V96H1V98H2ZM20 97H22V96H20ZM27 97H28V96H27ZM33 97H34V96H33ZM41 97H42V96H41ZM43 97H44V96H43ZM70 97H71V96H70ZM95 97H97V96H95ZM100 97H102V96H100ZM155 97H156V98H155ZM215 97H217V95H216ZM230 97H232V96L230 95ZM260 97H261V96H260ZM34 98H35V97H34ZM37 98H38V97H37ZM37 98H36L35 100H37ZM58 98H59V96H58ZM58 98H57V99H58ZM81 98H82V97H81ZM102 98H103V97H102ZM217 98H218V97H217ZM220 98H221V97H220ZM225 98H226V97H225ZM227 98H228V97H227ZM227 98H226V99H227ZM250 98H251V97H250ZM16 99H17V98H16ZM38 99H39V98H38ZM42 99H43V98H42ZM42 99H41V100H42ZM131 99H132V100H131ZM142 99H143V97H142ZM142 99H140V100H142ZM144 99H145V97H144ZM163 99H165V100H163ZM218 99H219V98H218ZM230 99H231V98H230ZM234 99H235V98H234ZM254 99H255V97H254ZM256 99H258V98L256 97ZM261 99H262V98H261ZM261 99H260V100H261ZM263 99H264V97H263ZM1 100H2V99H1ZM3 100H5V99L3 98ZM3 100H2V101H3ZM6 100H5V103L7 104V101H6ZM18 100H19V99H18ZM27 100H28V101L25 103L24 108L22 107L23 104L21 105V107L23 108L24 111H26V109H27V108H26V104H27V103H28V104L30 103V102H29V99H27ZM41 100H40L39 102H40L41 105H42ZM49 100H50V98L48 99V101H49ZM59 100H60V99H59ZM64 100H65L64 102L67 101L66 98H64ZM81 100H83V98H82ZM97 100H98V99H97ZM99 100H100V101H104L105 99L101 100V98H100ZM99 100H98V101H99ZM127 100L131 101V104H130L131 107L128 106V105H129V102H127ZM138 100H139V98H138ZM223 100H224V98H223ZM227 100H228V99H227ZM260 100H259V101H260ZM8 101H9V103L11 102L10 100H8ZM25 101H26V100H25ZM31 101H32V100H31ZM42 101H43V100H42ZM45 101H47L46 98H45V100H44L42 106L39 104V105H40V108H42V107L44 106ZM50 101H51V100H50ZM61 101H62V99H61ZM61 101H60L59 104H62L63 101H62V102H61ZM71 101H72V100H71ZM71 101H70V102H71ZM78 101H79L78 106H79V105H80V106H84L83 104H80V100H79V98H78ZM78 101H76L75 105L78 103ZM142 101H143V100H142ZM142 101H141V104L143 105L144 103H143ZM158 101H159V103H158ZM220 101H221V100H220ZM220 101H219V102H220ZM235 101H236V100H235ZM237 101H238V98H237ZM252 101H253V104H254V100H252ZM12 102H13V101H12ZM12 102H11V103H12ZM73 102H74V101H73ZM84 102H85V101H83V102L81 101V103H84ZM96 102H97V101H95V103H96ZM162 102H163L164 104H162L161 106H159V104L162 103ZM216 102H217V99H216ZM224 102H225V100H224ZM228 102H231V101L228 100ZM228 102H226V103H228ZM232 102H233V101H232ZM255 102H257V101H255ZM2 103H3V102H2ZM22 103H23V102H22ZM52 103H53V102H52ZM67 103L69 104V105L66 104L67 106H71L70 103H69V101H67ZM98 103H99V102H98ZM137 103H138V102H137ZM157 103H158V104H157ZM257 103H258V102H257ZM259 103H260V102H259ZM0 104H1V101H0ZM3 104H4V103H3ZM35 104H36V102H35ZM35 104H34L33 106H35ZM45 104H46V103H45ZM53 104H54L55 106L58 105V104H55V103H53ZM64 104H65V103H63L62 108H64V107H63V106H65ZM213 104H214V103H213ZM260 104H262V103H260ZM10 105H11V104H10ZM51 105H52V104H51ZM54 105H53V106H54ZM75 105H73V103H72V106H71V107H73V106L75 107ZM144 105H145V104H144ZM156 105H157L159 108H158ZM262 105H263V104H262ZM27 106H28V105H27ZM53 106H52V108L55 107V106H54V107H53ZM93 106H94V105H93ZM96 106H97V107H98V106H99V107H102L101 105H96ZM136 106H138V104H137ZM220 106H222V107H221L222 109L219 108ZM241 106H242V105H241ZM241 106H240V107H241ZM251 106H252V105H251ZM253 106H254V105H253ZM259 106H260V105H259ZM29 107H30V106H29ZM31 107H32V106H31ZM45 107H47V105H46ZM58 107H59V106H58ZM99 107H98V109H99ZM149 107H150V108H149ZM227 107H228V104H227ZM227 107H226V108H227ZM242 107H243V106H242ZM22 108H21V109H22ZM25 108H26V109H25ZM47 108L49 109V107H47ZM47 108H42V109L40 110V114H36V115H38V116H36V117H38V120H39V118H40L39 122H40L41 120H43V119L46 120L47 118H50V116H48V115L50 114V112H49V114H48V113H46V111H45V110L48 111ZM50 108H51V107H50ZM52 108H51V109H52ZM55 108H56V109H55ZM55 108L52 109V112H51V113L54 115V116L52 115L53 117H55V115H56V118H58L57 116H59V114H60V113H59L60 108H59V109H58L57 107H55ZM76 108H77V105H76ZM76 108H74V111H75V110L77 111V110L79 109V107H78V109H76ZM106 108H107V109H106ZM130 108L132 109L131 112H130ZM237 108H238V107H237ZM245 108H246V106H245ZM247 108H248V106H247ZM14 109H15V108H14ZM44 109H45V110H44ZM57 109H58V110H57ZM67 109H70V111H71L73 108L71 109V108L67 107V108L64 109V110H67ZM82 109H83V107H82ZM82 109L80 108V110H82ZM93 109L95 110V108H93ZM96 109H97V108H96ZM102 109H103V108H102ZM154 109L156 110V112H155ZM215 109H216L217 111H215ZM254 109H255V108H254ZM261 109H262V108H261ZM19 110H20V109H19ZM37 110L39 111V108H37ZM37 110H36V111H37ZM43 110H44V111H43ZM49 110H50V109H49ZM64 110H63V111H64ZM145 110H146V111H145ZM242 110H243V109H242ZM250 110H251V109H250ZM255 110H256V109H255ZM24 111H23V114H24V115H22V120H24V116H25V117H26V119H25L26 121H23V122L27 123V122H28L27 120H29V118H28V117H29V114H28L29 112H27V113L25 114ZM27 111H28V110H27ZM38 111H37V112H38ZM70 111H69V112H70ZM72 111H73V110H72ZM72 111H71L70 114L73 113ZM78 111H79V110H78ZM97 111H98V110H97ZM149 111H150V113H149ZM151 111L154 112V113H152ZM263 111H264V110H263ZM13 112H14V111H13ZM21 112H22V110H21ZM30 112H31V111H30ZM55 112H56V113H59V114H56ZM60 112H62V111H60ZM103 112H105V111H102V113H103ZM236 112H237V111H236ZM245 112H246V111H245ZM248 112H249V110H248ZM248 112H247V113H248ZM253 112H254V111H253ZM14 113L19 114L20 112L17 113V111H16V112H14ZM45 113H46L47 116L45 115ZM63 113H64V112H63ZM79 113H80V115H79ZM79 113H78V114L75 113V114L78 115V116H81L82 113H81L80 111H79ZM99 113H100V112H99ZM102 113H101V114H102ZM145 113L148 114V115H146ZM247 113H246V114H247ZM66 114H67V112H66ZM75 114H74V115H75ZM103 114H104V113H103ZM103 114H102V115H103ZM225 114H226V113H225ZM229 114H230V112H229ZM237 114H238V113H237ZM239 114H241V112H240ZM242 114H243V113H242ZM26 115H27L28 117H27ZM68 115H69V114H68ZM84 115H86V114H84ZM109 115H110V116H109ZM121 115H122V116H121ZM247 115H248V114H247ZM11 116H13V115H11ZM14 116H15V114H14ZM18 116H19V115H18ZM42 116H44V117H42ZM45 116H46V117H45ZM61 116H66V115H61ZM61 116H60V117H61ZM71 116H72V115H71ZM78 116H77V118H78ZM82 116H83V115H82ZM231 116H232V115H231ZM69 117H70V115L67 116L68 119H69ZM73 117H74V116H73ZM83 117H84V116H83ZM120 117H121V118H120ZM146 117H147V118H146ZM15 118H16V116H15ZM64 118H65V117H63L62 119H64ZM86 118H87V117H86ZM106 118H107V117H106ZM108 118H107V120H108ZM110 118H111V119H110ZM119 118H120V119H119ZM239 118H240V117H239ZM252 118H253V116H252ZM11 119H12V117H11ZM13 119H14V118H13ZM13 119H12V120H13ZM32 119H33V118H32ZM51 119H52V118H51ZM58 119H59V118H58ZM70 119H72V118L70 117ZM70 119H69V120H70ZM118 119H119V120H118ZM146 119H147V120H146ZM249 119H250V118H249ZM33 120H34V119H33ZM38 120H37V121H38ZM65 120H66V118H65ZM69 120H67L68 122H70L69 124H71V122L74 121V120H72V121H69ZM78 120H80V119H78ZM81 120H82V119H81ZM105 120H106V119H105ZM107 120H106V121H107ZM149 120L152 121L151 123L154 122V124H150V121H149ZM250 120H251V119H250ZM13 121H14V120H13ZM15 121H16V120H15ZM15 121H14V122H15ZM35 121H36V120H35ZM47 121H49V120H47ZM47 121H44V122L48 123ZM229 121H230V119H229ZM231 121H233V119H231ZM231 121L228 122V123H231V124H232ZM14 122H12V129H11V130H13V131H14V128H15V126H16V125L14 126ZM41 122H42V121H41ZM64 122H65V121H64ZM139 122H138V123H139ZM148 122H149V123H148ZM233 122H234V121H233ZM237 122H238V121H237ZM241 122H242V121H241ZM20 123H21V122L19 121V124H20ZM54 123H55V121H54ZM110 123H109V124H110ZM122 123H123V125H122L123 127L120 126L121 124H120L119 126H120V128L122 127V128L125 130V126H124V125H126L127 122H125V124H124V122H122ZM215 123H216V124H215ZM217 123H218V124H217ZM228 123H227V124H228ZM251 123H252V121H251ZM16 124H18V122H17ZM117 124H116V125H117ZM129 124H130V123H129ZM140 124H137V125H136V124L134 123V125H136V126H139ZM142 124H143V123H142ZM142 124H141V125H142ZM145 124H143V125L145 126ZM221 124H222V123H221ZM221 124H220V126H221ZM227 124H226V125H227ZM253 124H255V123H253ZM253 124H252V125H253ZM21 125H22V124H21ZM38 125L40 126V129H41V125H40V124H38ZM111 125H109V126L112 128ZM116 125H114L115 129H117V128H116ZM134 125L132 124V126H131V127L129 126V127H130L131 129H134V130L136 129V131H137V130L139 131V134L137 133V135H136V136H137V137H136V140H137V138H138L137 142H138L139 140H141L140 142H142L143 144H145V143H147V144L150 143V140H149V139H145V140H147V141L149 140V142H146V141H143V139H139V138H140V137H142V138H143V137H146V138H147V135H148V134H146V132L148 133V130L146 129V127H148V129H150L151 126H150V127H149V126H145V127H144V126L142 125L143 127H142L141 129H137V127H136V128H135V127L133 128ZM240 125H241V124H240ZM13 126H14V128H13ZM26 126H27V125H26ZM51 126H52V125H51ZM117 126H118V125H117ZM119 126H118V127H119ZM127 126H128V123H127ZM127 126H126V127H127ZM254 126H255V125H254ZM5 127H6V126H5ZM16 127H17V126H16ZM20 127H21V126H20ZM114 127H113V129H114ZM129 127H127V130H128V129L130 130ZM224 127H225V126H224ZM247 127H248V126H247ZM17 128H18V130H20L19 132H21L22 128L19 129V125H18ZM122 128H121V129H122ZM212 128H211V130H212ZM218 128H219V126H218ZM243 128H244V126H243ZM3 129H4V128H3ZM215 129H216V128H215ZM215 129H213V130L215 131ZM239 129H240V128H239ZM239 129H238V130H239ZM32 130H33V131H32ZM32 130H31L32 133H29V132L26 133V134L24 133L23 137L27 136V134H28V136H29V138H30V137L32 136L33 133H36V132H34V131H35L34 129H32ZM129 130H128V131H129ZM146 130H147V131H146ZM152 130H153V129H151V131H152ZM155 130L158 131V135H159V136L156 135V131H155ZM211 130H209V131H211ZM213 130H212V131H213ZM238 130H237V132H238ZM251 130H252V129H251ZM2 131H3V130H1V132H0V141H1V135H2V134L5 135ZM4 131H5V130H4ZM15 131H16V128H15ZM36 131H39V129L36 130ZM132 131H133V130H132ZM145 131H146V132H145ZM183 131H185V132H183ZM209 131H207V132H209ZM212 131H211V132H212ZM17 132H18V131H17ZM19 132H18V133H19ZM134 132H135V131H133V133H134ZM140 132H141V133H140ZM149 132H150V131H149ZM219 132H220V131H219ZM40 133H41V132H40ZM221 133H222V130H221ZM221 133H220V134H221ZM238 133H239V132H238ZM7 134H9V133H7ZM7 134H6V135H7ZM36 134H38V133H36ZM127 134H128V132H127ZM6 135H5V138H6V139H7V138L9 139V137H6ZM17 135H18V134H16V139H15L14 141H11V142H10L9 140H8V141H9L10 143H12V144H11L12 147H13V145H14L15 148H19V149H20V147L22 146V144L25 143V146H26L27 141H26L25 139L22 140V139H23V138H22V135H19L18 137H17ZM47 135H48V134H47ZM119 135H120V134H119ZM132 135H134V134H132ZM132 135H131V137H134V136H135V135H134V136H132ZM138 135H139L140 137H139ZM36 136H37V135H36ZM43 136H45V135H43ZM49 136H50V135H49ZM116 136H117V135H116ZM149 137H148V138H149ZM33 138H34V137H33ZM47 138H48V137H47ZM49 138H50V137H49ZM6 139L3 140L2 142H3V145H4V146H5V144H7L6 147H8V148L5 147V148H6L5 151H3L2 148H0V149H1V151H0V172H2V173H4V174H7V173L10 171V161H13V160L16 161V159L13 158V155H12V154H15L16 151L14 150V148H13V151H15V153H12L13 151H12V150H9L11 146H8V145H10V144L7 142ZM39 139H41V138H39ZM134 139H135V137H134ZM162 139H161V140H162ZM32 140H34V139H32ZM32 140H31V141H32ZM36 140H37V138L35 137V141H36ZM161 140H160V143H159L160 145H162L161 143H163V142H162L163 140H162V141H161ZM4 141H5V143H4ZM25 141H26V142H25ZM28 141H29V140H28ZM39 141H42V139L39 140ZM132 141H133V140H131V143H132ZM151 141H152V140H151ZM164 141H165V140H164ZM203 141H205V139H204ZM203 141H202V142H203ZM6 142H7V143H6ZM32 142H33V141H32ZM134 142L136 143V141H134ZM134 142H133V143H134ZM140 142H138L139 144L137 143V145H140V144H141V146H142V143H140ZM167 142H166V144H167ZM128 143H129V142H128ZM188 143H190V144H188ZM0 144H1V142H0ZM29 144H31V143H29ZM147 144H146V145H147ZM150 144H151V143H150ZM164 144H165V143H164ZM164 144H163V145H164ZM166 144H165V145H166ZM131 145H132V144H131ZM146 145H144V146H142V147H139V149H141L142 151L144 150L145 153L147 152L146 155H145L144 157H146L148 153L150 154V151H151V152H152V151L155 152V151H158V149H159V148L156 147L155 145H153L154 148H153V146L150 145V146L152 147L151 150H150V147H149V145H148V146H147V150H145V148H146L145 146H146ZM160 145H159V147H160ZM165 145H164V147H160V148H163V149H161L162 151H164V148L167 147V145H166V146H165ZM187 145H188V147H187ZM219 145H220V144H219ZM219 145H218V146H219ZM4 146H3V148H4ZM25 146H24V147H25ZM32 146H33V145H32ZM32 146H27V147H30V148H31ZM135 146H136V145H135ZM170 146H169V147H170ZM189 146H195V147H191V148H190ZM1 147H2V145H1ZM24 147H21V148H22V149H21L22 151L25 150V149L23 150ZM143 147H144V149H142ZM155 147L158 148V149H156ZM186 147H187V148H186ZM219 147H220V146H219ZM232 147H233V146H232ZM232 147H229V149L232 150V151H234V150L232 149ZM234 147H235V146H234ZM25 148H26V147H25ZM33 148H34V147H33ZM33 148H31V149L33 150ZM177 148H173V151H174L175 149H176V151H177ZM196 148H195V149H196ZM198 148H199V147H198ZM227 148H228V147H227ZM7 149H8L9 152L6 154ZM19 149H18V151H20ZM129 149H130V148H129ZM153 149H154V150H153ZM222 149H223V148H222ZM27 150H28V149H27ZM27 150H25L24 153H23L22 151L19 152V155H21L20 153H22V154H24V155H22V157H18L19 160H17V161H19V163H18V162H16V163H18V164H21L20 162L23 163V164H21V166H22V168H23V172H24V173H23V176H21V177H18V178H12V180H13V186L16 185V186H15V187H16V188H15L16 190H14V194H13L14 196H13V197L9 195L10 197H12V198H11L12 200H10L11 202L14 200V198L16 199L15 201H17V203H18V201H19L18 198L21 199L20 201H23L22 198H21V197L23 196L22 193H23V194L28 193V192L31 191L32 189H34V190L37 189V190H38V188L41 189V187H42V189H45V188H46L45 186H47V185H51V186H53V187L55 188V186H54V184H55V178H57V174H58L57 169H56L55 167H53V166H50V165H42V164H39V163L37 164L36 162H39V161H36V160L34 161L35 163L32 162V163L35 164L36 166H34L33 164L31 165V164L27 163L28 161H30V163H31V161H32V160H29L30 157H28L29 159H27V158H26L27 156H25V155H28V154L30 155V154L32 153L30 150H29V151H30L31 153L27 152ZM131 150H132V149H131ZM137 150H138V148H137ZM137 150H136V153H138ZM148 150H149V151H148ZM18 151H17L16 154H18ZM133 151H135V148H134ZM139 151H140V150H139ZM142 151H141V153H140L141 155H142ZM159 151H160V149H159ZM159 151H158V152H159ZM162 151H160L161 153L159 152V153H160V157L163 156V155H165V156H167L165 159H168V155H170V154H167V155H166V154H163ZM216 151H217V150H216ZM216 151L214 150V152H216ZM219 151H220V150H219ZM226 151L229 152V150H226ZM1 152H2V153H1ZM130 152H131V151H130ZM158 152H157V158H158V159L155 160L156 164L158 163V166L155 164L153 167L156 168V169H155V172H156L157 168H159V166L164 167L163 169H161V171H160L159 169L157 170V171L159 172V174L161 175V177H163L164 172H162V171H163L165 168L167 169V167H165V164H166V162H169L170 160L165 161V160L163 159V157L160 158ZM230 152H231V151H230ZM25 153H28V154H25ZM33 153H35V152H33ZM36 153H37V152H36ZM134 153H135V152H134ZM143 153H144V152H143ZM145 153H144V154H145ZM164 153H165V152H164ZM5 154H6V155H5ZM138 154H139V153H138ZM154 154H155V153H152V155H150V157H151L150 159H152V157H155V156H156V154H155V155H154ZM161 154H163V155H161ZM215 154H216V153H215ZM230 154H231V153H230ZM3 155H4V156H3ZM29 155H28V156H29ZM31 155H32V154H31ZM38 155H39V154L37 153V156H38ZM133 155H134V154H133ZM153 155H154V156H153ZM17 156H18V155H17ZM142 156H143V155H142ZM181 156H182V155H181ZM14 157H15V156H14ZM32 157H33V156H32ZM32 157H31V159H32ZM38 157H39V156H38ZM225 157H226V156H225ZM34 158H37V157H35V154H34ZM34 158H33V159H34ZM188 158H189V157H188ZM188 158H184V159L186 160V159H188ZM12 159H13V160H12ZM147 159H148V158H145L144 160L146 161ZM160 159H161L162 162L164 163V164H163V163H161V164L164 165V166H162L161 164L159 165V162H161ZM163 160H164V161H163ZM185 160H184L183 162H185ZM227 160H228V159H227ZM227 160H226V161H227ZM148 161H150V160H147V162H146V163L148 164V166H149V165L151 166V164H152L151 162H154L153 159H152V161H150V162H148ZM172 161H173V160H172ZM222 161H223V160H222ZM25 162H26V164H25V166H23ZM155 162H154V163H155ZM212 162H213V161H212ZM234 162H236V160H235ZM242 162H243V161H242ZM246 162H247V161H246ZM14 163H15V162H14ZM40 163H41V162H40ZM42 163H43V162H42ZM154 163H153V164H154ZM8 164H9V167H8ZM28 164L30 165V167H29ZM153 164H152V165H153ZM236 164H237V163H236ZM236 164H235V166H236ZM238 164H240V163H238ZM168 165L170 166L171 164L169 163ZM172 165H173V164H172ZM27 166H28V167H27ZM31 166H32V167H31ZM166 166H167V165H166ZM174 166H175V165H174ZM174 166H173V168H174ZM237 166H239V165H237ZM153 167L151 166L150 168H153ZM154 168H153V169H154ZM170 168H171V167H170ZM170 168L167 169V170H164V171H165V172H167V171H168V172H171V171H170V170H171ZM240 168H241V167H240ZM174 170H175V169H174ZM151 172H153V170H152ZM158 172L153 173V174H156V177H157V176L160 177L159 174H158ZM160 172H161V173H160ZM174 172H175V171H174ZM172 173H173V172H172ZM175 173H176V172H175ZM218 173H219V172H218ZM240 173H241V172H240ZM27 174L31 176L30 179H29L28 177L26 178V176H28ZM149 174H150V173H149ZM149 174H148V175H149ZM166 174H167V173H166ZM219 174H220V173H219ZM224 174H225V173H224ZM173 175L176 176L175 174H173ZM167 176H168V175H167ZM174 176H173V178L175 179ZM23 177H25V178L28 179V180H24L25 178H23ZM154 177H155V175H154ZM158 177H157V178H158ZM165 177H166V176H165ZM228 177H229V176H228ZM118 178H119V177H118ZM167 178H168V177H167ZM167 178H166V179H167ZM169 178H171V177H169ZM169 178H168L167 180H170V183H171L172 180L169 179ZM144 179H145V176H144ZM144 179H143L142 181H144V187H145V186L147 185V184H146L147 181L144 180ZM159 179H160V178H159ZM163 179H164V178H163ZM215 179H216V178H215ZM217 179H218V180H221V182H222V179H219V178H217ZM217 179H216V180H217ZM238 179H239V178H238ZM23 180H24L25 182H23ZM56 180H57V179H56ZM68 180H69V179H68ZM121 180H122V179H121ZM239 180H241V179H239ZM242 180H243V179H242ZM63 181H64V180H63ZM119 181H120V180H119ZM145 181H146V183H145ZM160 181H161V180H160ZM165 181H166V180H165ZM226 181H227V180H223V182H225L226 184H228L229 182H230V184L232 183L231 181H227L228 183H227ZM116 182H117V180H116ZM168 182H169V181H166V183H168ZM174 182H176V181H174ZM218 182H219V181H218ZM218 182H217V183H218ZM223 182H222V185H226V184H223ZM233 182H234V181H233ZM241 182H242V181H241ZM64 183H65L66 185L69 184V182H68L66 179H65ZM117 183H118V185H119V183H121V182H117ZM140 183H142V182L140 181ZM211 183H212V182H211ZM214 183H216V182H214ZM235 183H236V181H235ZM239 183H240V182H239ZM14 184H15V185H14ZM145 184H146V185H145ZM164 184H165V183H164ZM212 184H213V183H212ZM218 184H221V183L219 182ZM218 184H217V185H218ZM236 184L238 185V183H236ZM116 185H117V184H116ZM121 185H122V184H121ZM141 185H142V184H141ZM166 185H167V184H165V186H166ZM168 185H169V184H168ZM168 185H167V187H168ZM175 185H176V184H175ZM213 185H214V184H213ZM59 186H60V182H59ZM59 186H58V187H59ZM160 186H161V185H160ZM162 186H163V182H162ZM170 186H171V185H170ZM170 186H169V187H170ZM210 186H211V185H210ZM215 186H216V184H215ZM227 186H228V185H227ZM234 186H235V185H234ZM234 186H231V187L234 188ZM239 186H240V185H239ZM43 187H44V188H43ZM66 187H68V186H66ZM142 187H143V186H142ZM144 187H143V188H144ZM148 187H149V186H148ZM148 187H147V189H145V190H148ZM175 187H176V186H175ZM219 187H220V186H219ZM223 187H224V186H223ZM229 187H230V186H229ZM245 187H246V186H245ZM54 188H53V189H54ZM117 188H118V187H117ZM164 188H165V187H164ZM209 188H210V187H209ZM211 188H212V187H211ZM213 188H214V187H213ZM215 188H217V192H218V194H219V193H220L219 191H221V189L218 190V187H215ZM215 188H214V189H215ZM226 188H228V187H226ZM236 188H237V187H236ZM236 188H235V190H236ZM239 188H240V187H239ZM239 188H238V189H239ZM61 189H62V188H61ZM150 189H151V188H150ZM207 189H208V188H207ZM214 189H212V190L215 192ZM228 189H229V188H228ZM120 190H121V189H119L118 191H120ZM139 190H140V189H139ZM141 190H142V189H141ZM225 190H226V189H225ZM240 190H241V189H240ZM240 190H239V191H240ZM38 191L40 192L41 190H38ZM148 191L150 192L151 190H148ZM148 191H146V192H145V191H142V192H145L144 194L147 193V195H148ZM213 191H212V193H213V195H215ZM222 191L225 192L223 189H222ZM226 191H227V190H226ZM121 192H122V190H121ZM140 192H141V191H140ZM210 192H211V191H210ZM217 192H215V193L217 194ZM36 193H37V192H36ZM175 193H178V192H175ZM34 194H35V193H34ZM39 194H40V193H39ZM39 194H37V195H39ZM132 194H133V193H132ZM141 194H143V193H141ZM210 194H211V193H210ZM211 195H212V194H211ZM20 196H21V197H20ZM27 196H28V195H27ZM150 196H151V195H150ZM220 196H221V195H220ZM222 196H223V194H222ZM16 197H17V198H16ZM28 197H29V196H28ZM132 197H133V196H132ZM218 197H219V196H218ZM4 198H5V197H4ZM4 198H3V199H4ZM6 198H8V197H6ZM148 198H149V197H148ZM151 198H152V197H151ZM8 199H9V198H8ZM28 199H29V198H28ZM28 199H27V200H28ZM141 199H142V198H141ZM6 200H7V199H6ZM29 200H31V199H29ZM4 201H5V199L2 200L3 203H5ZM32 201H33V200H32ZM2 202H1V203H2ZM27 202H28V201H27ZM27 202L25 201V202H22V203L29 204V203H27ZM132 202H135V200L133 199ZM3 203H2V204H3ZM20 203H21V202H19V204H18L19 207H20ZM22 203H21V204H22ZM224 203H226V202H224ZM26 204H24V205L22 204V206H25ZM122 204H123V203H122ZM130 204H132V203L130 202ZM12 205H13V204H12ZM15 205H17V204H14L13 206H15ZM132 205H133V204H132ZM235 205H236V204H235ZM241 205H242V204H241ZM6 206H7V205H6ZM22 206H21V207H22ZM124 206H125V205H124ZM239 206H240V205H238V207H239ZM19 207H18V208H19ZM121 207H122V205H121ZM219 207H221V206H219ZM222 207H223V206H222ZM236 207H237V206H236ZM242 207H243V210H244V206H242ZM225 208H226V207H225ZM122 209H123V208H122ZM237 209H238V208H237ZM239 209H240V207H239ZM239 209H238V210H239ZM124 210H125V209H124ZM226 211H227V210H226ZM226 211H225V215H226V213H227ZM228 212H231V211L229 210ZM239 213H240V210H239ZM135 214H136V213H135ZM135 214H134V215H135ZM236 214H237V211H236ZM229 215H230L229 217L232 218L231 213H230ZM232 215H234V214L232 213ZM238 215H239V214H238ZM236 216H237V215H236ZM236 216H234V219L236 218ZM229 217H228V218H229ZM237 217H238V216H237ZM239 218H240V217H239ZM245 218L248 219V216L245 217ZM232 219H233V218H232ZM258 219H259V218H258ZM129 220H130V219H129ZM129 220H127V221H129ZM138 221L140 222V220H138ZM141 221H142V219H141ZM143 222L145 223V221H143ZM259 222H261V221L259 220L258 223H259ZM14 223H15V222H14ZM14 223H13V224H14ZM134 223H135V222H134ZM9 224H12V223H9ZM6 225H7V224H6ZM258 225H259V224H258ZM260 225H262V223H260ZM9 226H10V225H8V227H9ZM12 226H13V225H12ZM14 226H15V225H14ZM139 226H142V224L139 225ZM139 226H138V224L136 225V227L138 228L137 230H139V228H140ZM254 227H255V226H254ZM256 227H257V225H256ZM261 228H262V227H261ZM121 229H122V228H121ZM234 229H235V228H234ZM234 229H233V231H234ZM121 231H122V230H121ZM258 232H259V230H257V233H258ZM120 233H121V232H120ZM242 235H243V234H242ZM258 235H259V233H258ZM258 235H257V236H258ZM119 236H120V235H119ZM229 236H230V235H229ZM233 236H234V234H233ZM233 236H232V237H233ZM232 237L230 236L229 238H232ZM227 238H228V237H227ZM229 238H228V242L233 240V239H232V240H229ZM237 238H238V237H237ZM222 240H224V239H222ZM222 242H223V241H222ZM225 242L227 243V241H225ZM229 243H230V242H229ZM223 244H224V243H223ZM212 247H213V246H212ZM208 248H210V247H208ZM213 248L216 249L215 246H214ZM201 249H202V248H201ZM240 249H241V248H240ZM209 250L211 251V249H209ZM186 251H187V250H186ZM198 251H200V250H198ZM204 251L207 252L206 248H205V250H203V251H201V252H204ZM213 251H214V250H213ZM226 251H227V250H226ZM217 252H219V251H217ZM230 252H231V251L229 250L228 253H230ZM242 252H243V251H242ZM198 253H199V252H198ZM198 253H197V254H198ZM210 253H211V252H210ZM215 253H216V251H215ZM215 253H214V254H215ZM235 253H236V252H235ZM235 253H234V254H235ZM237 253L239 254L240 252L237 251ZM201 254H204V256L202 255V256H203V261H204V259H207V258H204L206 253H201ZM208 254H209V253H208ZM221 254H222V252H221ZM225 254H226V256H225ZM225 254H224L223 256L227 257V253H225ZM234 254L232 253V255H234ZM238 254H237V255H238ZM241 254H242V253H241ZM237 255H236V256H237ZM242 255H243V254H242ZM242 255H240L241 257L238 255V256L240 257V258H239V264H247V263L249 264V263H250L249 261H251V259L249 260L248 258H249V257L251 258V256H247L246 259H248V261H247V263H246V261H245V262L243 261V258H244V260H245V256H243V258H242ZM258 255H259V254H258ZM258 255H255V256L257 257ZM195 256H196V255H195ZM200 256H201V255H200ZM209 256H210V254H209ZM219 256H220V255H218V257H217V255H216L217 258H219ZM260 256H261V255H259V259H260ZM207 257H208V256H207ZM225 257H224V258H225ZM261 257H263V256H261ZM191 258H192V257H191ZM195 258H196V259L194 260V262H191L190 264H192V263L195 264V262H197V264H201V262H202L201 260H202V259L200 260L201 262L199 263V262H198V261H199V260H198L199 257H198V259H197V257H195ZM200 258H201V257H200ZM212 258H215V255H214V257H212ZM193 259H194V258H193ZM219 259H220V258H219ZM236 259H238V257H237ZM253 259H254V258H253ZM257 259H258V258H257ZM208 260H209V259H208ZM213 260H214V259H213ZM213 260H212V261H213ZM215 260H216V259H215ZM222 260H223V259H222ZM224 260H225V259H224ZM191 261H192V259H191ZM218 261H219V260H218ZM237 261H238V260H237ZM256 261H258V260H256ZM206 262H207V261H206ZM209 262L212 263L211 261H209ZM221 262H222V261H221ZM221 262H220V263H221ZM235 262H236V261H235ZM253 262H254V261H253ZM253 262H252V263H253ZM261 262H263V260H261ZM204 263H205V262H202V264H204ZM237 263H238V262H237ZM259 263H260V261L257 262V264H259ZM205 264H207V263H205ZM208 264H209V263H208ZM224 264H225V263H224ZM231 264H232V263H231ZM233 264H234V263H233ZM260 264H261V263H260Z\"/></svg>",
	"mask_w": 264,
	"mask_h": 264
}]
</instances>
